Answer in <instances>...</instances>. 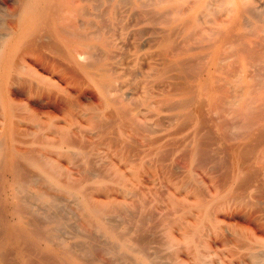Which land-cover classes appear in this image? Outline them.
I'll return each mask as SVG.
<instances>
[{
    "label": "rangeland",
    "instance_id": "obj_1",
    "mask_svg": "<svg viewBox=\"0 0 264 264\" xmlns=\"http://www.w3.org/2000/svg\"><path fill=\"white\" fill-rule=\"evenodd\" d=\"M74 1H75V3L71 4V6H65L62 8V12L60 15H63L61 17H63L64 19L66 18V19L64 20L63 18H59L56 22L59 23L60 25H64V24L70 22L71 20H74L75 23L79 20V22H77L76 24L82 23L83 20H85V22H84V24H82V26L85 27L84 32L87 33L86 34L87 40L84 41V43L86 45L85 44L81 45L80 43H77L75 45V47H78V51L79 50H86L85 57H82V58H85L86 60L79 58L80 59L79 61L83 62V65H79V63H76V61L74 59L60 57L59 54H56L53 50H50V48L48 46H46L43 42L42 43L40 42L36 45V47H38L37 49H35V47H33L34 49H31L33 51L36 50L37 52L36 51L33 52L30 49L28 50L24 47H20V48L15 47V48H11V49L6 47L3 51L2 58L0 59V120H1L0 121V143H1V147H0V176L2 178V185H1L2 186V192L0 193V200H1V198L4 199L8 195L5 191L7 189V187H9L11 184L13 186L16 182V178L9 171V167H8V165L10 163H12L14 160L17 159V155L14 151V147L22 148V149L36 148L37 150L39 149V151H41V153L47 151L44 154L45 155L47 154L48 156L52 157L58 163V165L62 168V172H63V175L61 178L68 179L70 177V179L73 182H75V184L78 183L77 186L83 188L84 190H87L93 200L100 201L103 203L104 202L106 203L108 201L122 200V201H125L127 204L129 203L128 205L131 206L130 210L132 212V213L130 212L131 218L128 217V215L125 216L124 214L118 215V216L114 215L115 218L117 216V219H115L116 223L119 224L120 226H123V227H121L123 229H124V227H127V229H129V228L132 229V228L136 227L139 220H141V221L143 220L142 225L145 228V230L143 231V234H141V235L146 238V241H147L146 251L149 255L151 253V255H150L151 257L155 258V264L156 263L162 264V262H163V264H173V261H175L174 264H194V263L195 264H209V263H211V264L212 263L213 264H220V263L221 264H252V263L253 264H261V263L264 264V260H263L264 259V222H263L264 217L262 216V215H264V211L260 212L261 210L264 209V204L262 205V202L264 203V194H263L264 193V191H263L264 190V183H263L264 182V163H260L261 165L259 166L258 164L260 161L256 160L257 155L260 152H262V150H263L262 154H264V143H263L264 138L259 137V138H256L252 142V145L254 147L255 152H253L249 155V157L246 159L245 165H249L251 167L252 171L255 173V177H253V181H251L249 183V185H246L243 188L244 192L239 191L240 193L239 192L237 193L234 190H232L233 189L232 185L234 184L235 177H236V175H238L241 172V170L238 169V167L236 165H234L231 156L229 155L230 157L228 156V158H227L228 154L226 155L224 152H222L223 150L221 149L222 147H224L225 144H226L225 147L236 146L238 144H241L245 140L246 135H247L246 133L248 132V130H247V124L246 123H245L246 127L243 126L244 122L249 121V123H250V121H251L253 123L255 120V122H258V123H264V117H263L264 116L263 115L264 110H262L264 108L261 107V105L264 107V105H263L264 101L262 102V100L264 98L262 96L264 94V90L261 91L262 87L259 89V86H264V84H263L264 83V81H263L264 75H262V74H264V68L263 69L261 68V67H264V61H259L260 59L263 60V56H264V54H263L264 50L263 49H264V47L260 46L262 44L261 43L262 41L258 38L261 35H262L261 38L264 37V19H263V17H264V4H263L264 0H261V1L260 0H254V5L257 7V11L259 12L258 15H256L255 11L250 12V13L245 12L242 9V5L240 3L241 0H220V1L214 0L215 2L213 0H209V1L203 0L202 4L200 6H197V7H193V4H192L193 0H191L192 2L190 3V8L187 7L188 10H185L186 9L185 5L187 3V6H189V2H188L189 0H171V1L164 0V3H161L163 0L162 1L159 0L161 4L158 2V0H156L159 3L158 4L156 2L157 5L153 2L155 0H147V1L146 0H140V1L139 0H137V1L136 0H128V1L121 0V2L119 4V8L117 9L116 15L114 13V9H111L112 7L110 8L107 5L108 3H106L105 4L106 7L104 6V9H103L104 17L103 16L102 17L97 16L96 19H95V16L97 13H99L98 9H96V8L93 9V7H95L96 2L95 3L93 2L94 3L93 4L89 0H84V1L81 0L80 2H79V0H77V1L74 0ZM229 1H231V2L228 3ZM126 2H127V4H129L128 5L129 8L127 7V9H126V6H127ZM128 2H130V3H128ZM139 2H140V4H139ZM152 2H153V4H152ZM207 2H209V3H207ZM76 3H78V5L81 4V6H83L85 10L83 8L79 9V7H78V5H76ZM122 4H123V6H122ZM142 4H143L144 8L143 7L141 8ZM145 4H146V6H145ZM180 5L181 6L183 5L182 6L183 8ZM211 5L212 6L214 5V6L212 7ZM20 6H21L20 0H17V1L16 0H0V20H1L0 21L1 22L0 23V25H1L0 26V36L6 34L10 30V28H12L16 25L17 18H18V12L20 11ZM134 6H136V7H134ZM147 7L149 9L151 7L150 10L149 9L147 10L148 12L145 9ZM173 7H175V8L181 7L180 9H177L178 11L179 10H181V11H179V13H177L176 10L173 9ZM15 8H18V9L15 10ZM210 8H212L213 10L211 9V11H210ZM214 8H216V10ZM227 8H229V9L226 11ZM136 9L138 10L137 11L138 13L135 11ZM65 10L68 12L70 11L69 12L70 15ZM82 10H84V11H82ZM87 11H88V14L89 13H91V14L87 15ZM150 11L152 13L154 12V14L151 13L152 16L149 15ZM165 11H166V13L167 12L168 13L167 14L164 13ZM213 11L215 13L214 15H212ZM216 11H218V13H216ZM231 11H233V12H231ZM9 12H11V13L8 14ZM169 12H170V14H169ZM207 12H208V14L211 13V16H214V17H211L210 15L208 16ZM222 12L223 13L226 12V13L223 14ZM228 12H229V14H232V15L230 16L228 14ZM71 13H73L75 15L73 16V14H71ZM83 13H85V15ZM108 13H109V16H107ZM140 13H142V14H140ZM159 13H162V14H159ZM125 14H126V16H125ZM138 14H140V15H138ZM172 14L173 15L175 14V16L177 18L173 17ZM83 15L84 16L87 15L86 18L82 17ZM129 15H131L132 17ZM200 15H201V17H200ZM120 16H122L121 17L122 19H120ZM216 16H218L217 18L221 17L220 18L221 21H220V19H214ZM76 17H80V19L79 18L76 19ZM67 18L69 20H67ZM139 18H140V20H139ZM156 18L158 19V21ZM9 19H11L12 21ZM13 19H15V21ZM101 19H105L107 21L105 22ZM167 19H168V21H165ZM258 19L259 20L261 19V20L258 21ZM91 20L95 23H93ZM119 20L121 21V23H119ZM130 20H131V22L133 20H135L134 23L137 22V24L135 23V25H134L132 23V25H131L130 24L131 22H129ZM160 20H162L161 23H159ZM200 20H201L202 24L200 23ZM203 20L204 21H207V20L210 21L211 20V21L210 22L209 21L203 22ZM58 21H60L61 23ZM86 21H88L89 25ZM147 21H149L151 24L150 23L147 24L148 23ZM185 21H187V22H185ZM219 21H220V23H219ZM2 22L4 23V25ZM104 22L106 23L105 24L106 26L109 23L110 26H108V27H110V28H108V29L105 28L106 26L104 25ZM163 22H167V23L165 24ZM249 22H250V24H249ZM8 23H10V24H8ZM116 23H117V25H116ZM184 23L186 25L185 29L184 30L182 29L181 32L180 31L178 32V30H181L180 28H182ZM5 24L8 26H5ZM92 24H94V25H92ZM95 24H96V26H95ZM128 24L131 25V27H129ZM251 24H252V26H251ZM79 25H81V24H79ZM126 25H127V28L125 27ZM143 25H145V29H147L149 26V29L144 30ZM258 25L260 27H256ZM93 26H94V28H93ZM96 27H98L101 30L103 28V30H102L103 37L106 38V36H107L110 39L109 40L108 38H106L112 44L110 50L105 51L101 42L99 41V39L96 36L97 34L94 35L95 29L98 30V28H96ZM199 27L204 28V30L200 29ZM151 28L152 29L155 28V29H153L155 31L154 34L151 31L152 30ZM194 28L196 30H194ZM217 28L222 30V31L223 30L228 31L229 36L223 40L219 39V37H221L222 34L218 31ZM112 29H114V30H112ZM134 29L136 31H134ZM139 29L142 33L145 31L146 34L144 33V35H143L140 31H138V32H140L141 34L138 33L137 30H139ZM173 29L174 30L176 29L175 30L176 37L174 36V33H172V32H174ZM106 30L108 31L107 33H106ZM129 30L130 31L132 30L131 33ZM159 30L162 32H159ZM198 30L199 31L201 30V32L198 33ZM207 30H208L209 34H208ZM248 30H250V33L247 34ZM128 31H129V34H128ZM211 31L213 33L214 32L215 33L211 34L212 33ZM44 32H45V34H43ZM88 32L91 33L90 34L91 36L89 35ZM111 32H113V33H111ZM135 32H137L138 34H136ZM171 33H172V35H171ZM191 33L193 34V37H192ZM194 33L195 34L197 33V36ZM139 34H140V36H139ZM190 34H191V36H190ZM200 34H202V35H200ZM232 34H234L233 36L235 38L233 36H231ZM253 34H254V36H253ZM39 35L40 36L43 35V40H45V41L50 40L48 38L45 39L44 36H47L49 38H50V36L46 35V31H44L43 28H42V31L39 32ZM92 35H93V37H92ZM127 35H128V38H127ZM137 35H138V37H137ZM256 35H257V37H256ZM94 36H96V37H94ZM230 36H231V38H230ZM139 37H140V39H139ZM148 37L149 38L151 37L150 38L151 41L149 40ZM157 37L159 39H157ZM170 37L171 38L175 37L174 40L176 39V41H174V45H173V43H172L173 41L171 40ZM207 37H210V38H207ZM17 38H18L17 34L14 35L11 38L10 43L14 44L15 41L17 40ZM168 38L170 39V42H167ZM201 38H203V39H201ZM241 38H242V40H240ZM122 39H124V40H122ZM190 39H192V40H190ZM217 39L220 40V42H219L220 46H218L217 49L214 50V47H212L211 45ZM133 40L134 41L136 40V42H138L139 44L134 42ZM156 40H157V42H156ZM184 40L186 41V44H184V46H182L183 44L180 43L182 46V48H181V46L178 43L180 41H182V43H184L185 42ZM226 40L228 41V43L230 42L231 44L226 43L227 42ZM254 40L255 41L260 40L257 43H259L260 44L259 47H263V49L259 48V50H258L257 43L256 42L253 43ZM262 40H264V38ZM194 41H195V43H194ZM240 41L241 42L243 41L242 43L246 44V48H249V50L247 49L248 51L245 50L246 48H244L246 55H244L243 50L238 51L239 48L241 49ZM132 42H133V44H132ZM154 42H155V45H153V47H151L152 44H154ZM196 42H198L199 44L198 43L196 44ZM233 42H236V43H233ZM93 43H94V46H93ZM126 43L131 44V46L126 44ZM42 44H44L45 47H43ZM87 44H89L90 47H87ZM119 44H120V46H119ZM165 44H168L169 46H174V49L178 48L176 50H178V52H180V53L174 51L176 53V55H174L172 53V51L170 50L169 46L166 45V47H168V48H165ZM194 44H196V45L194 46ZM124 45H125V48H124ZM144 45L145 46L147 45V47H145ZM189 45H192V46H189ZM255 45H256V47H255ZM221 46L223 48H221ZM235 46H236V48H235ZM253 46L255 47L254 52H255L256 56L254 55V53H252L253 55L249 56L247 53L252 52L251 49ZM40 47H41V49L39 50ZM47 47L49 48V50ZM159 47H161V48H159ZM162 47L165 49H163ZM185 47H186V49H184ZM188 47H190L191 49ZM205 47H206V49H205ZM91 48H92V50H91ZM96 48H98V50H100V53ZM126 48L128 51L126 50ZM187 48H188V50H187ZM167 49L169 50L168 52L166 51ZM171 49H173V47ZM224 49H226L227 51L226 50L224 51ZM261 49H262V53H261L262 55L258 53V52H260ZM20 50L23 52H21ZM114 50L118 54H116ZM145 50H148V51H145ZM156 50L158 52H156ZM255 50H257L258 52ZM40 51H41V54L44 55L43 57H41L42 55L39 53ZM101 51H103V53L105 55H106L105 52H107V55L105 58H104V55L102 54ZM111 51H113V52H111ZM136 51H137V53H136ZM164 51H166L167 53L170 52L173 55L170 56V53L167 55V53L166 52L164 53ZM233 51H235L236 53H234ZM25 52H26V54H25ZM133 52H134V55H132ZM143 52L145 53L144 56H143ZM154 52H156L158 54V56ZM37 53L39 54V57H37L38 56V55H36ZM98 53H99V55L97 56L96 54H98ZM160 53L163 56H161ZM220 53L222 56L220 55ZM228 53H229V55H227ZM257 53L260 55V57L259 56L257 57ZM16 54H18V55H16ZM20 54H22V55H20ZM108 55L109 56L112 55V56L109 58V57H107ZM128 55H129V57H127ZM140 55L142 57H140ZM152 55H153V57H152ZM15 56H18L19 58L16 59ZM122 56H124V57H122ZM199 56H201V58H203V59H201V58L199 59ZM213 56H215L214 60L218 61V65H213L209 71L206 67H204V64L209 62V61H212ZM219 56H221V58ZM227 56H229V57L227 58ZM261 56H262V58H261ZM51 57H52V59H51ZM100 57L103 59L100 60L101 59ZM132 57H134V58L136 57V58L134 59ZM158 57L160 58V60ZM161 57L163 58V60ZM43 58H45V59H43ZM47 58L49 60H47ZM121 58H123V59H121ZM125 58L127 61L125 60ZM130 58H132V59H130ZM152 58H154V59L151 60ZM166 58H167V60H165ZM206 58H207V60L205 61L204 59H206ZM253 58H255L257 62ZM53 59H55V61ZM57 59L60 62L58 65L54 64V62L58 63V61L56 62ZM87 59L90 60V62L92 61L93 64H95V63L96 64L93 65V67H92V65L87 66L88 64H86V62H88L89 65L92 64V62L90 63L89 61H87ZM119 59H120V61H119L120 63L117 62ZM184 59H187V60H185L183 62ZM10 60H14V63H15V68L12 71L17 76L15 74H14V76H16L17 78L18 77H27V78H30L32 81L34 79L33 84L35 86V83H36V86H38L39 89H34V91H31V92L25 91L24 89H22V86L16 81L14 83H11L10 85H8L6 82L5 76L3 75V69H4L3 65L5 67L8 66V62ZM135 60H136V63H135ZM157 60H158V62H157ZM222 60H225V62H227V64L224 61H223L224 62L223 63ZM48 61H52V62H48ZM177 61H181L183 66H185V64H188V63H189V65H190V63L192 64L190 66H193L194 63H196V62H197L196 65H198L200 63L198 65V67L196 66L197 68H200V69L199 70L197 68L192 69L191 67L188 66L190 69L189 70L188 68H186L187 66H185V72L191 76H188V74H184L185 73L184 71H182V72H184L182 74V72H180L179 69L184 68V67L181 65L180 62H177ZM37 62L39 63V66H38ZM61 62L65 63L66 67H68V66H70V67H68L67 69L65 68L66 69L65 70L64 69L65 66ZM154 62H155V65H154ZM245 62L246 63L248 62V65ZM174 63L178 66H176ZM183 63H185V64H183ZM50 64H52V65H50ZM201 64H202V66H201ZM22 65L27 66V68L29 70L33 69V71H35L38 75L43 77V79H39L37 77L34 78L30 74L20 72L19 69ZM114 65H115V67H114ZM120 65H122V66H120ZM172 65L173 66L175 65L176 68L175 67L173 68ZM233 65H234V67H237V68H234V70L232 69ZM71 66H72V68H71ZM97 66H101V67L99 68ZM102 66H104V67H102ZM117 66H120L121 68L125 67V69L124 68L120 69V67H117ZM155 66H157L158 69H156ZM169 66H170V68L172 67L173 69L178 68V70L177 71L172 70V68L170 70V68H168ZM215 66L217 69L214 68ZM61 67H63L62 68L63 70L61 69ZM222 67L224 69H226L227 72H225V70ZM70 68L72 70H70ZM118 68H119V70H118ZM167 68L170 71H168ZM218 68L221 70H218ZM68 69L70 70L69 73L67 72V71H69ZM107 69H108V71H107ZM115 69L117 70V72L114 73V71H116ZM134 69H135V72L138 70L140 73L139 72L135 73L133 71ZM222 69L224 70L223 72H222ZM257 69L260 73L257 71ZM64 70L66 73H64ZM73 70H74L75 74L72 73V76H71V72H73ZM192 70H194L193 73H191ZM229 70H230V72H229ZM239 70L242 74L239 72ZM62 71H63V73H62ZM87 71H89V72L92 71L93 73L92 72L89 73ZM106 71L111 73V74L107 73ZM110 71H112V72H110ZM165 71H166V73H165ZM195 71H196V73H195ZM151 72L152 73L156 72V73L152 74ZM162 72H164V73H162ZM235 72H236V75H235ZM255 72H258L257 74H260L259 75L260 77L257 74H255ZM117 73L120 74V76ZM132 73H133V75H132ZM144 73H145V75H144ZM178 73L180 76L176 75ZM67 74L68 75L70 74V75L68 76ZM76 74H79V75H77V77L76 76L73 77V75H76ZM80 74H82L83 77ZM104 75H106V76H104ZM116 75L118 77H116ZM134 75H135V77L133 78ZM182 75L183 76L185 75V77H186L185 80H184V77ZM220 75L232 76V82L230 83L228 88H226L225 90H224V88L221 87V85L216 83V81L214 79L215 76H220ZM98 76L100 78H98ZM61 77H63V78H61ZM70 77L72 80L70 79ZM233 77L235 79H233ZM251 77L252 78L254 77L253 79L256 82H253L254 80H251V81L258 88L254 87L255 90H254V88H250V89H248V92H246V94L248 93L250 95L253 92V90H254V92L256 91L255 95H253L254 93H252L251 95H253V98H254L253 99V105L255 107V110L257 109L256 104L258 107L262 108V109L261 108L258 109V113H261L262 116L260 114H258L259 116L257 115L258 117L261 116V119L256 118V117H253L254 118L253 119L252 115H248V117H245V119H244V116H243V118L242 117H235V116L233 117L232 112H229L230 117L226 116V115L224 117V115L219 112V110L221 108L215 107V103L217 102L216 99H218L219 105L225 106V108H227V110H231L232 106H229V103H231V100H230L231 97H233L232 100L233 99L235 100L237 98L236 97L237 95L245 93L244 88L247 85V83L249 84V82H250L249 80L251 79ZM74 78L76 79V81ZM77 78H78V80H77ZM94 78L95 79L97 78L98 80L97 79L95 80ZM131 78H133V79H131ZM162 78H164V79H162ZM191 78H194L195 80L192 79L193 80L192 81ZM256 78H258V80H256ZM145 79H147V81ZM160 79H161V81H160ZM259 80H260V82H258V84L256 85L257 81H259ZM77 81L80 83H78ZM102 81H104V82H102ZM118 81H119V83H118ZM169 81H171L170 85H168ZM175 81H176V83H175ZM177 81H178V83L180 81L181 82L178 84ZM71 82H73V83H71ZM130 82L133 84H131ZM172 82H173V84L171 85ZM184 82H185V84H184ZM81 83H83V84L81 85ZM155 83H158L157 87L159 89H157ZM110 84H111V86H110ZM146 84H148V85L146 86ZM186 84H188V87L191 86V87H189L190 89H187L188 87H186V89H184L185 87H182V88H180L182 90L181 91L179 89V86L180 85L181 86H187ZM102 85L103 86L105 85L108 88V90H106L107 92L104 91L105 88L103 90L100 88V86L103 87ZM36 86H35V88H36ZM171 86H174V87H171ZM150 87L153 88L154 93L152 92V88H150ZM229 87H230V89H232V88L233 89L230 91ZM172 88H173V90H172ZM174 89H176V91ZM118 90H120V91H118ZM150 90H151V92H150ZM187 90H189V91L191 90V91L187 92ZM250 90H251V93L249 92ZM148 91L150 94H147ZM225 91H226V93H225ZM54 92H55V94H53ZM158 93H160V94H158ZM203 93H205L206 95ZM48 94H50L51 96L53 94V96L50 98L48 96ZM58 94L63 95V96H59ZM151 94L153 96H151ZM189 95H192V96H189ZM203 95L205 96V100H204ZM256 95H258L259 97H257V99L255 100ZM98 96H99V98H98ZM188 97H192V98L194 97V99H192V101H193V104L195 107L190 106V108H189V106H188L186 108L185 107L181 108L180 104L182 103L183 100H185ZM61 98H63V100ZM64 98L66 99L65 102H64V100H65ZM108 98H110V99H108ZM114 98H116V100ZM118 98H119V101L117 100ZM127 98H128L129 103L127 102ZM131 98H134L135 100L134 99L132 100ZM183 98H185V99H183ZM148 99H149V101H148ZM159 99H160V101H159ZM166 100H169V102ZM170 100H171V103L173 102V103H175V105L177 102V108L173 107V106H175L173 103L171 106ZM175 100H176V102H175ZM136 101H137V103H136ZM141 101H143L145 105ZM146 101H148L149 103L147 104ZM200 101H202V102H200ZM39 102H40V104H39ZM70 103H72V104H70ZM74 103L76 106L74 105V107H73ZM139 103H140V105H139ZM134 104L139 105V106H137L139 109L137 107H135ZM166 104H169V107H165V106H168ZM69 105H71V106L69 107ZM179 105H180V107H178ZM211 105H212V107H211ZM95 106H97V107H95ZM123 106H125V107H123ZM160 106H161V108H160ZM197 106H199V107H197ZM72 107H73V109H72ZM118 107L122 111H120V109ZM129 107L133 108V110H131V108H129ZM75 108L78 110H75ZM196 108H198L200 110L201 109L205 110L204 112H202L203 110H201L199 114L201 115V113H202L203 116L206 115L204 117L207 119L206 120L207 126H208V128H210L211 130L214 131L215 137H216V139L211 141L212 143H210V145H209V147H210L209 151L210 152H208L207 155L204 156L205 161L203 162L201 160V162H202L201 164L205 163V165L204 164L201 165L200 163H195V162H198V160L200 161V159H198V157L194 158L192 153L190 152L191 151L192 138L196 134V131H199V128L196 126L195 121L194 120L192 121V119H191L192 123L188 122L189 124L187 126V121H189V119L185 118V113L188 112L189 110H195ZM211 108L214 110V112L212 111ZM18 109H19V111H18ZM61 109H63V112ZM85 109H87V110H85ZM129 109L131 110V113H133L132 115H131V113H129V111H130ZM170 109H172V110H170ZM14 110H16V111H14ZM106 110H108V112ZM148 110H150L151 112ZM259 110H261L262 112ZM81 111H84V112H81ZM110 111L112 113H110ZM146 111H148V112L146 113ZM88 112L90 115L88 114ZM142 112H144V113H142ZM215 113H216V115H215ZM83 114H85V115H83ZM199 114H198V116H199ZM82 115H83V117H82ZM93 115L95 116L94 119H93ZM112 115H113V118H112ZM147 116H148V118H147ZM171 116H173V117L171 118ZM80 117H82V118H80ZM98 117L99 118L101 117L106 121L105 122L106 127L104 129L100 128V126L97 123H96L97 125H95V122H96L95 119L98 120ZM109 117L112 119V121H110L111 119H109ZM16 118H18L19 120ZM49 118H51V119H49ZM146 118H147L148 122H147ZM150 118H152V119H150ZM160 118H161V120H160ZM176 118H178V119H176ZM241 118L244 120H247V121L243 120V122H242V121H240ZM173 119L174 120L176 119V122ZM134 120H136V121H134ZM218 120H219V122H217ZM227 120H228V122H227ZM107 121L110 122V124L112 122V124H115V125L113 126L111 124V127H109V129H107L108 128L107 126L110 125L107 123ZM165 121H168V122H165ZM182 121H183V123H182ZM136 122H139V123L136 124ZM238 122H242L243 125H242V123H240L242 125L241 126L240 124H238ZM3 123H4V127H3ZM151 123H152V125H150ZM179 123L180 124L182 123L183 125L182 124L180 125ZM224 123L228 124L224 128L225 131H223V129H219V126H218V124H224ZM235 123H237V124H235ZM258 123H256V124H258ZM147 124H148V126L150 125L151 127L145 126ZM168 124H170V125H168ZM135 125H138V126L143 125V127H145V128H143L141 126L144 130H142L141 128H140V130H137L138 126H135ZM178 125H179V127L180 126L183 127L184 125H186V126H184L183 129L179 130V129H177ZM136 127H137V129H135ZM146 128H148V129L146 130ZM155 128L156 129L158 128L159 131H158V129L156 130ZM37 129H38V131H37ZM173 129H175V131L177 129L178 132L176 131V133H174ZM105 130H106V132H103ZM151 130H152V132H151ZM227 130H229L230 134L228 133L226 137H230V141L228 140V138H223V140H222L223 142H221L220 140L217 141V138L221 139L220 136L223 132L224 133L228 132ZM262 130L264 131V125H261L258 128V130L257 129L255 130L254 137L257 135V133H261ZM16 131H17V133H16ZM23 131H27V133H25ZM85 131L86 132L90 131V133H86ZM171 131L174 134H170ZM68 132H70V133H68ZM234 132H235V135L237 134V132H240L243 134L240 135L238 133L236 135L237 136L236 137L234 135ZM93 133H95V134H93ZM167 133H169L170 135ZM102 134H105V136L102 137ZM164 134H166V135H164ZM17 135H19L21 137L19 138V136H17ZM39 135H40V137H39ZM64 135H69L68 138L70 140L72 139L70 143H68L70 141L69 139H68V142H62V138L64 137ZM128 135L130 137H128ZM142 135H143V137H142ZM229 135H231V136H229ZM25 136L27 138L29 137V139H27ZM30 136H31V138H30ZM78 136H80V137L82 136V137L79 138ZM161 136H162V139H161ZM187 136H188V138H187ZM234 136L236 139L234 138ZM23 137H25L26 139ZM239 137H240V139L242 137L243 138L241 140H239ZM32 139H33V141H32ZM231 139H232V141H231ZM152 140L155 143L154 142L152 143ZM130 141L131 142L133 141L132 142L133 144ZM164 141L167 145L164 143ZM171 141H172V144L175 143V145L171 146L172 145ZM98 142H99V144H98ZM139 142H142L141 143L142 146ZM232 142H234V143H232ZM162 143H164V144H162ZM75 144L76 145L78 144V145L76 146ZM111 145H113V146L111 147ZM84 147L86 149H84ZM59 148L62 151L70 149L73 152V154L69 155V154H66L65 152L60 153ZM107 148H108V150H107ZM111 148L112 149L114 148V149L111 150ZM79 149H82L83 151L87 152L89 154L90 158L92 157L90 159L91 160V165H90L91 174H90V172L88 174L84 173V169H86L88 164L86 165V163H84L82 155L77 153V151ZM215 149H217V150H215ZM101 150L103 153L101 152ZM109 150H111V151H109ZM183 150H184V152H183ZM107 151L109 154H107ZM146 152H147V155H146ZM183 153H185V154L183 155ZM120 154H122V155H120ZM124 154H126L128 157L125 158L126 155H124ZM72 155H73V158H72ZM102 155H105V156H102ZM129 155L131 157H129ZM223 156L226 158V161L224 163H219V160H218L219 157H223ZM93 157H95V158H93ZM110 157H111V159H110ZM76 158L79 161H77ZM117 158H119V160ZM129 158H131L130 159L131 161L129 160ZM162 158H163V160H162ZM196 158H197V160H196ZM108 159H110V160H108ZM132 159H136V160H132ZM147 159L149 161H147ZM209 159L211 160V162H209ZM72 160L76 161V162H73ZM104 160H106V161L104 162ZM107 161H110L111 163H109ZM213 161L215 162V164ZM79 162L81 163V165ZM145 162H148V163L145 164ZM176 162L181 163V165L179 163H177V164H179L180 166L176 165ZM150 164L151 165L154 164V165L149 167ZM182 164H184V167ZM101 165H103V166H101ZM105 165H106V167H104ZM157 165H159V167ZM175 165L179 167L178 172H176V170H177L176 168H178V167H176ZM227 165H228V167H227ZM122 166H124V167H122ZM160 166H161V168H160ZM214 166H215V169L212 170L214 168ZM216 166L219 167V170H217ZM75 167H76V169H74ZM108 167H110L111 169H107ZM157 167L159 168V170ZM78 168H79V171H81V172L78 171ZM92 168H94V169H92ZM228 168L231 169L230 170L231 172H229ZM160 169H161V171H160ZM174 169H175L176 173L174 172ZM256 169H258V170H256ZM95 170H96V172H95ZM111 170H115L116 172L115 171L113 172ZM140 170L143 171V173H141ZM92 171L95 172L94 173L95 176L94 175L92 176V174H93ZM127 171H128V173H127ZM257 171H259V172H257ZM31 172H36V170L33 169V170H31ZM234 172H235V175H234ZM66 173H68V175H66ZM81 173L85 177H83ZM144 173H145V175H144ZM159 174L161 176H159ZM194 174L197 175V177ZM219 174H220V177H219ZM119 176H120V178H119ZM8 177H10V178H8ZM173 177H175V178L173 179ZM223 177L225 178L223 180L225 186L223 184V181H221V184L219 182L220 178H223ZM78 178H80V179H78ZM154 178H156V179H154ZM226 178H228V180ZM255 178L257 179V181L255 180ZM119 179L123 180L125 182L123 183V181H119ZM198 179H199V182H198ZM231 180H232V182H231ZM151 181H152V183L155 182L154 184L156 186H153L154 184H152ZM200 182L203 184V185L201 184L202 185L201 187H200ZM258 182L260 183V186H263L262 192H261V190H259V191L257 190L258 192L255 191L256 185L258 188V185H259ZM162 183H163V185H162ZM183 183H185L186 185L185 184L183 185ZM176 184L178 186H176ZM191 184H193V185H191ZM165 185L167 186V187H165L166 189L163 187ZM181 185H183V186L181 187ZM222 185H223V187H222ZM92 186H93V188H92ZM191 186H192V189H191ZM84 187H86V188H84ZM87 187H88V189H87ZM129 187H130V189H129ZM158 187L162 191L159 190ZM195 187H197V188H195ZM105 188L107 189L106 191H105ZM132 188H133V190H132ZM143 188L146 190H144ZM152 188H154L155 190ZM180 188H181V191H180ZM222 188H225V189H222ZM99 189L103 192L99 191ZM137 189L139 190L140 195L137 193L138 192ZM163 189H165V190H163ZM196 189L200 190V191L197 192ZM201 189L206 193L202 194ZM209 189L211 190L210 192H209ZM245 189H246V191H245ZM29 190H34V188L29 187ZM134 190L136 191V193L134 192ZM151 190H152V192H151ZM222 190L224 192H222ZM161 192H162V194L163 193L164 194L163 195L159 194ZM179 192H181V193L179 194ZM127 193H128V195H127ZM131 193H132V195H131ZM207 194H209V196ZM236 194L239 195V198H236V196H237ZM250 194L258 197V199H255L256 197H252V195H250ZM66 195L67 194L60 195L62 199L64 198L65 203L70 201V197L68 195L67 196ZM200 195H203V196L200 197ZM225 195H226V197H225ZM228 195H230V196H228ZM233 195H234L236 200H239L241 198L240 201L239 202L236 201L234 199ZM163 196L165 199L163 198ZM133 198H134V201H133ZM141 198H143V199H141ZM145 198H146L147 202H146V200H144ZM259 199L261 200V203L259 202ZM201 200H203V201H201ZM135 201H136V203H134ZM247 202L250 203V206L247 205L248 204ZM251 202L253 204H255V202H256V204H255V205H257L256 207L258 209L261 208V210H258V209H257V211L254 210V211H256V215H255V212L253 214V210L251 208V206H252ZM229 203H231V204L229 205ZM233 204L235 205V208L233 207L234 206ZM194 205H196V206H194ZM240 205H242V206L240 207ZM153 206H154V208H153ZM244 206H246V207H244ZM253 207H255V206L253 205ZM213 208H214V210H213ZM231 208H233V209H231ZM244 208H245V211L243 210ZM250 208H251V210L249 211L250 212L249 213L247 210H249ZM253 209H255V208H253ZM174 210L176 213L174 212ZM176 210H178V211H176ZM153 211H155V212H153ZM213 211H215V212H213ZM164 212H165V214H164ZM187 212H188V214H187ZM190 212H192V213H190ZM211 212L214 213V215ZM210 213L212 216L210 215ZM257 213H258V215H257ZM251 214L253 217H251ZM132 215H134V216H132ZM143 215L146 217L149 215L148 218L151 220H149L146 217L144 218ZM150 215H151V218H150ZM168 217H170V218H168ZM200 217H201V219H200ZM262 217H263V219H262ZM210 219H211V221H210ZM159 220H160V222H159ZM172 220H173V222H172ZM258 221H259V223H257ZM76 223L78 224L79 222L77 221ZM164 224H166V226ZM178 226H179V228H178ZM192 226H193V228H192ZM191 230H193V231H191ZM217 230H219V231H217ZM207 231L208 232L210 231V232L207 233ZM160 233H163V234H160ZM200 234H203V235H200ZM230 234H234V235H230ZM244 234H247V235H245L246 237L243 236ZM134 235H135V233H134ZM147 235H148V237H147ZM164 235L166 238L164 237ZM235 236H238V237H235ZM239 238H240V240H239ZM162 239L163 240L165 239V240L163 241ZM228 239H230V242ZM191 240H192V242H191ZM232 242L234 245L232 244ZM240 242H242L241 244H244V245H241ZM198 244H200L201 247L197 246ZM167 245H168V247H166ZM192 245H193V247H192ZM199 248H201V249H199ZM234 251H236V252H234ZM238 251H240V252H238ZM170 252H172V253L174 252L173 256H171L172 253L168 254ZM254 252L256 253V255H254V258H253ZM258 252L260 253V255ZM251 253H252V255H251ZM250 255H251V258H250ZM205 258H207V260H205ZM106 260H107V258H106ZM202 260H205V261H203L204 263L202 262ZM170 261H172V262H170ZM164 262H166V263H164ZM126 264H128V263H126Z\"/></svg>",
    "mask_w": 264,
    "mask_h": 264
},
{
    "label": "bare ground",
    "instance_id": "obj_2",
    "mask_svg": "<svg viewBox=\"0 0 264 264\" xmlns=\"http://www.w3.org/2000/svg\"><path fill=\"white\" fill-rule=\"evenodd\" d=\"M17 1V0H16ZM21 1V6H20V11L18 12V18H17V22H16V25L14 26V27H12V28H10V30L6 33V34H4V35H2V36H0V59L2 58V56H3V51H4V49L6 48V47H8V48H20V47H24V48H26V49H34L33 47H35V49H37L38 47H36V45L38 44V43H44L46 46H48L49 48H50V50H53L56 54H59L60 55V57H62V58H69V59H74L75 61H76V63H79V65H83V62H80L79 60V58H82V57H85V53H86V50H79L78 51V47H75V45L77 44V43H80L81 45H84L85 43H84V41L85 40H87V36H86V34L87 33H85L84 32V30H85V27L84 26H82V24H84V22H85V20H83V22L82 23H78V24H76L77 22H79V20L75 23L74 22V20H71L70 22H68V23H66V24H64V25H60L59 23H57L56 21L59 19V18H63V17H61V16H63V15H60L61 14V12H62V8L63 7H65V6H71V4H73V3H75V1L74 0H20ZM77 1V0H76ZM81 0H79V2H80ZM84 1V0H83ZM82 1V2H83ZM90 2H96V4H95V7H93V9H98V11H99V13H97L96 14V16H95V19H96V17L97 16H99V17H104V15H103V9H104V6H105V4L106 3H108L107 5L111 8V9H114V13H115V15H116V13H117V9L119 8V4H120V2H121V0H89ZM126 1H128V0H126ZM137 1V0H136ZM140 1V0H139ZM147 1V0H146ZM160 1H162V0H160ZM160 1L158 0V2L160 3ZM166 1H171V0H166ZM209 1V0H208ZM214 1V0H213ZM218 1V0H217ZM220 1V0H219ZM261 1V0H260ZM259 1V2H260ZM124 2V1H123ZM150 2V1H149ZM155 4H156V0L155 1H153ZM153 2H152V4H153ZM157 2V3H158ZM189 2V6H187V3H186V9L185 10H188V8L187 7H189L190 8V3L192 2L191 0H189L188 1ZM202 2H203V0H193V2H192V4H193V7H197V6H200L201 4H202ZM215 2V1H214ZM213 2V3H214ZM231 1H229L228 3H230ZM91 3V4H92ZM93 3V4H94ZM128 3H130V2H128ZM143 3V2H142ZM158 3V4H159ZM161 3H164V0L161 2ZM160 3V4H161ZM207 3H209V2H207ZM212 3V4H213ZM222 3V2H221ZM240 3H241V5H242V9L245 11V12H254L255 11V13H256V15H258V11H257V7L254 5V0H241L240 1ZM18 4V3H17ZM126 4H127V2H126ZM139 4H140V2H139ZM147 4V3H146ZM146 4H145V6H146ZM151 4V3H150ZM149 4V5H150ZM223 4V3H222ZM258 4V3H257ZM264 4V3H263ZM75 5V4H74ZM76 5H78V3H76ZM129 4H127V6H126V9H127V7L129 8V6H128ZM157 5V4H156ZM231 5V4H230ZM259 5V4H258ZM257 5V6H258ZM19 6V5H18ZM107 6V7H108ZM122 6H123V4H122ZM125 6V5H124ZM141 6V5H140ZM181 6V5H180ZM183 6V5H182ZM181 6V7H182ZM212 6V5H211ZM214 6V5H213ZM212 6V7H213ZM78 7H79V9L81 8H83L84 9V7L83 6H81V4L80 5H78ZM106 7V6H105ZM134 7H136V6H134ZM144 8V6H143V4H142V6H141V8ZM180 7V8H181ZM87 8V7H86ZM89 8V7H88ZM180 8H175V7H173V9H175L176 10V12L177 13H179V11H181V10H177V9H180ZM183 8V7H182ZM16 9H18V8H15V10ZM133 9V8H132ZM135 9V8H134ZM146 9V11L149 9L148 7L147 8H145ZM144 9V10H145ZM150 9H151V7H150ZM149 9V10H150ZM211 9L212 8H210V11H211ZM215 10H216V8H214ZM220 9V8H219ZM229 8H227L226 9V11L228 10ZM234 9V8H233ZM85 10V9H84ZM84 10H82V11H84ZM87 10V9H86ZM90 10V9H89ZM109 10V9H108ZM143 10V9H142ZM183 10V9H182ZM184 10V11H185ZM202 10V9H201ZM204 10V9H203ZM213 10V9H212ZM66 11V10H65ZM64 11V12H65ZM73 11V10H72ZM78 11V10H77ZM133 11V10H132ZM136 12L138 11L137 9L135 10ZM140 11V10H139ZM219 11V10H218ZM218 11H216V13H218ZM230 11V10H229ZM12 12V11H11ZM11 12H9L8 14H10ZM68 14H69V12L68 11H66ZM65 12V13H66ZM86 12V11H85ZM113 12V11H112ZM128 12V11H127ZM142 12V11H141ZM148 12V11H147ZM183 12V11H182ZM199 12V11H198ZM231 12H233V11H231ZM261 12V11H260ZM81 13V12H80ZM113 13V14H114ZM125 13V12H124ZM138 13V12H137ZM144 13V12H143ZM151 11H150V14L149 15H151ZM164 13H166V11L164 12ZM168 13V12H167ZM166 13V14H167ZM172 13V12H171ZM174 13V12H173ZM185 13V12H184ZM206 13V12H205ZM213 14L212 15H214L215 13H214V11L212 12ZM223 13V12H222ZM221 13V14H222ZM226 13V12H225ZM225 13H223V14H225ZM263 13V12H262ZM7 14V13H6ZM71 14H73V13H71ZM84 15H85V13H83ZM89 14H91V13H89ZM88 14V11H87V15H89ZM140 14H142V13H140ZM140 14H138V15H140ZM152 14H154V12L152 13ZM159 14H162V13H159ZM169 14H170V12H169ZM176 14V13H175ZM175 14L173 15V17H176L175 16ZM181 14V13H180ZM228 14H229V12H228ZM253 14V13H252ZM14 15V14H13ZM70 15V14H69ZM75 14H73V16H74ZM82 16V17H84V18H86V16ZM107 15V14H106ZM112 15V14H111ZM123 15V14H122ZM207 15L209 16H211V13L210 14H208V12H207ZM230 16L232 15V14H229ZM260 15V14H259ZM81 16V15H80ZM92 16V15H91ZM107 16H109V13H108V15ZM106 16V17H107ZM124 16V15H123ZM125 16H126V14H125ZM129 16H131V15H129ZM142 16V15H141ZM152 16V15H151ZM199 16V15H198ZM197 16V17H198ZM221 16V15H220ZM253 16V15H252ZM255 16V15H254ZM69 17V16H68ZM115 17V16H114ZM122 16H120V19H122L121 18ZM132 17V16H131ZM200 17H201V15H200ZM211 17H214V16H211ZM218 16H216L214 19H220V18H217ZM77 18H79L80 19V17H76V19ZM129 18V17H128ZM155 18V17H154ZM177 18V17H176ZM223 18V17H222ZM243 18V17H242ZM64 19V18H63ZM66 19V18H65ZM64 19V20H65ZM72 19V18H71ZM107 19V18H106ZM113 19V18H112ZM124 19V18H123ZM134 19V18H133ZM157 19V18H156ZM197 19V18H196ZM212 19V18H211ZM225 19V18H224ZM229 19V18H228ZM262 19V18H261ZM260 19V20H261ZM263 19H264V17H263ZM9 20H11V19H9ZM14 21H15V19H13ZM67 20H69L68 18H67ZM101 20H103V21H107V20H105V19H101ZM118 20V19H117ZM116 20V21H117ZM139 20H140V18H139ZM138 20V21H139ZM146 20V19H145ZM148 20V19H147ZM227 20V19H226ZM243 20V19H242ZM247 20V19H246ZM259 19H258V21H260ZM1 21V20H0ZM12 21V20H11ZM92 21V20H91ZM134 21L135 20H133L132 22H131V20L129 21V22H131L130 24L132 25V23L135 25V23L137 24V22H135L134 23ZM157 21H158V19H157ZM161 21L162 20H160V22L159 23H161ZM164 21V20H163ZM165 21H168V19L167 20H165ZM207 21H209V20H207ZM207 21H204L203 20V22H207ZM211 21V20H210ZM209 21V22H210ZM220 21H221V19H220ZM220 21H219V23H220ZM7 22V21H6ZM58 22H60V21H58ZM81 22V21H80ZM87 23H88V21H86ZM93 22V21H92ZM104 22V25L106 24ZM143 22V21H142ZM148 23L147 24H149L150 22L149 21H147ZM185 22H187V21H185ZM213 22V21H212ZM225 22V21H224ZM1 23V22H0ZM3 23V22H2ZM61 23V22H60ZM93 23H95V22H93ZM103 23V22H102ZM115 23V22H114ZM119 23H121V21L119 20ZM139 23V22H138ZM163 23H167V22H163ZM162 23V24H163ZM190 23V22H189ZM200 23H201V20H200ZM242 23V22H241ZM7 24V23H6ZM5 24V26H8V25H6ZM8 24H10V23H8ZM79 24H81V25H79ZM151 24V23H150ZM202 24V23H201ZM205 24V23H204ZM249 24H250V22H249ZM253 24V23H252ZM252 24H251V26H252ZM257 24V23H256ZM3 25H4V23H3ZM87 25V24H86ZM88 25H89V23H88ZM92 25H94V24H92ZM91 25V26H92ZM103 25V24H102ZM115 25V24H114ZM116 25H117V23H116ZM122 25V24H121ZM131 25H129L128 24V26L129 27H131ZM245 25V24H244ZM1 26V25H0ZM95 26H96V24H95ZM106 26V25H105ZM108 26H110L109 25V23H108V25L105 27V28H110V27H108ZM157 26V25H156ZM155 26V27H156ZM185 23H184V25L182 26V28H180L181 30H178L177 28V30H178V32L180 31H182V29L184 30L185 29ZM221 26V25H220ZM103 27V26H102ZM115 27V26H114ZM126 28H127V25L125 26ZM143 29L144 30H147V29H149V26H148V28L147 29H145V25H143ZM243 27V26H242ZM256 27H260L259 25L258 26H256ZM9 28V27H8ZM42 28H43V30L44 31H46V35H48V36H50V38L49 37H47V36H44L45 37V39H50V40H43V35L42 36H40L39 35V32L40 31H42ZM91 28V27H90ZM93 28H94V26H93ZM96 28H98V27H96ZM101 28V27H100ZM104 28V27H103ZM103 28H102V30H103ZM113 28V27H112ZM200 28V27H199ZM207 28V27H206ZM205 28V29H206ZM210 28V27H209ZM216 28V27H215ZM152 29V28H151ZM153 29H155V28H153ZM151 30L152 32H153V34H154V30ZM175 29V30H176ZM192 29V28H191ZM200 29H203L204 30V28H200ZM218 29V28H217ZM246 29V28H245ZM253 29V28H252ZM261 29V28H260ZM102 30L101 29H99L98 28V30L97 29H95V33H94V35H96L97 36V38L99 39V41L101 42V44H102V46H103V48H104V50L105 51H108V50H110V48H111V42H109V38L106 36V38H108V39H106V38H104L103 37V32H102ZM112 30H114V29H112ZM157 30V29H156ZM166 30V29H165ZM174 30V29H173ZM172 30V31H173ZM175 30H174V32H172V33H174V36L176 37V35H175ZM194 30H196L195 28H194ZM130 31V30H129ZM129 31H128V34H129ZM132 31V30H131ZM131 31H130V33H131ZM134 31H136L135 29H134ZM138 31H140V29L139 30H137V32ZM191 31V30H190ZM210 31V30H209ZM213 31V30H212ZM211 31V32H212ZM216 31V30H215ZM218 31L222 34V36L221 37H219V39H221V40H223V39H226L228 36H229V32L228 31H226V30H220V29H218ZM108 31L106 30V33H107ZM115 32V31H114ZM126 32V31H125ZM135 32L136 34H138V33H140V32ZM159 32H162V31H160L159 30ZM197 32V31H196ZM201 32V30L199 31L198 30V33H200ZM207 32H208V30H207ZM218 32V33H219ZM253 32V31H252ZM89 33V32H88ZM111 33H113V32H111ZM110 33V34H111ZM133 33V32H132ZM142 33V32H141ZM140 33V34H141ZM144 33H145V31L142 33L143 35H144ZM172 33H171V35H172ZM215 33V32H214ZM213 32L211 33V34H214ZM248 33H250V30H248V32H247V34ZM17 34V36H18V38H17V40L15 41V43L14 44H12V43H10V40H11V38L14 36V35H16ZM43 34H45V32L43 33ZM91 33H89V35H90ZM140 34H139V36H140ZM146 34V33H145ZM152 34V33H151ZM178 34V33H177ZM192 34V33H191ZM191 34H190V36H191ZM195 34V33H194ZM208 34H209V32H208ZM169 35V34H168ZM167 35V36H168ZM170 35V36H171ZM189 35V34H188ZM196 36H197V33L195 34ZM194 35V36H195ZM200 35H202V34H200ZM205 35V34H204ZM203 35V36H204ZM234 34H232L231 36H233ZM40 36V37H39ZM91 36V35H90ZM96 36H94V37H96ZM187 36V35H186ZM206 36V35H205ZM213 36V35H212ZM231 36H230V38H231ZM240 36V35H239ZM253 36H254V34H253ZM259 36V35H258ZM92 37H93V35H92ZM91 37V38H92ZM125 37V36H124ZM132 37V36H131ZM137 37H138V35H137ZM175 37H170L171 38V40L173 41H171L172 43H173V45H174V41H176V39L174 40V38ZM184 37V36H183ZM192 37H193V34H192ZM191 37V38H192ZM234 37V36H233ZM248 37V36H247ZM256 37H257V35H256ZM262 37V35L261 36H259L258 38L262 41L261 43V45L259 44V43H257V42H259L260 40H254L253 41V43H257V45H258V50H259V48H262L263 49V47H264V40H262L263 38H261ZM16 38V37H15ZM127 38H128V35H127ZM149 38V37H148ZM151 38V37H150ZM150 38H149V40H150ZM189 38V37H188ZM195 38V37H194ZM206 38V37H205ZM204 38V39H205ZM207 38H210V37H207ZM235 38V37H234ZM131 39V38H130ZM129 39V40H130ZM138 39V38H137ZM139 39H140V37H139ZM157 39H159L158 37H157ZM169 39V38H168ZM167 39V42H170V39L168 40ZM201 39H203V38H201ZM219 39H217V40H215L214 42H213V44L211 45L212 47H214V50L215 49H217V47L218 46H220V44H219V42H220V40ZM122 40H124V39H122ZM128 40V39H127ZM153 40V39H152ZM183 40V39H182ZM190 40H192V39H190ZM194 40V39H193ZM209 40V39H208ZM228 40V39H227ZM226 40V41H227ZM230 40V39H229ZM240 40H242V38L240 39ZM93 41V40H92ZM134 41V40H133ZM148 41V40H147ZM151 41V40H150ZM185 41V40H184ZM200 41V40H199ZM198 41V42H199ZM235 41V40H234ZM129 42V41H128ZM134 42H136V40L134 41ZM146 42V41H145ZM156 42H157V40H156ZM198 42H196V44L198 43ZM201 42V41H200ZM243 42V41H242ZM241 41H240V43H241V49L239 48L238 49V51H240V50H243L244 51V48H246V44L245 43H242ZM136 43H138V42H136ZM183 44L182 46H184V44H186V41L184 42V43H182V41H180L178 44L181 46V44ZM193 43V42H192ZM194 43H195V41H194ZM226 43H228V41L226 42ZM233 43H236V42H233ZM44 44H42L43 45V47H45L44 46ZM126 44H128V45H130L131 46V44H129V43H126ZM132 44H133V42H132ZM139 44V43H138ZM142 44V43H141ZM140 44V45H141ZM196 44H194V46L196 45ZM199 44V43H198ZM225 44V43H224ZM228 44H231L230 42L228 43ZM239 44V43H238ZM237 44V45H238ZM245 44V45H244ZM86 45V44H85ZM118 45V44H117ZM153 45H155V42H154V44H152V46L151 47H153ZM166 45L167 46H169L168 44H165V48H168V47H166ZM178 45V46H179ZM236 45V44H235ZM244 45V46H243ZM248 45V44H247ZM259 45L260 46H263V47H259ZM39 46V45H38ZM93 46H94V43H93ZM96 46V45H95ZM115 46V45H114ZM119 46H120V44H119ZM139 46V45H138ZM137 46V47H138ZM145 46V45H144ZM182 46H181V48H182ZM189 46H192V45H189ZM193 46V47H194ZM198 46V45H197ZM224 46V45H223ZM229 46V45H228ZM47 47V48H48ZM87 47H90L89 46V44H87ZM98 47V46H97ZM123 47V46H122ZM145 47H147V45L145 46ZM150 47V48H151ZM170 47V50L172 51V53L174 54V55H176V53L175 52H178V50H176V49H178V48H176V49H174V46H169ZM173 47V49H171ZM255 47H256V45H255ZM254 46L252 47V52L250 53H247L249 56L250 55H253L252 53H254V55L256 56V54H255V52H254V48H255ZM46 48V49H47ZM49 48H48V50H49ZM77 48V49H76ZM115 48V47H114ZM124 48H125V45H124ZM131 48V47H130ZM159 48H161V47H159ZM163 48V47H162ZM165 48H163V49H165ZM188 48H190V47H188ZM188 48H187V50H188ZM208 48V47H207ZM221 48H223L222 46H221ZM227 48V47H226ZM235 48H236V46H235ZM243 48V49H242ZM23 49V48H22ZM41 49V47L39 48V50ZM97 50H98V48H96ZM132 49V48H131ZM140 49V48H139ZM184 49H186V47L184 48ZM191 49V48H190ZM195 49V48H194ZM201 49V48H200ZM203 49V48H202ZM205 49H206V47H205ZM234 49V48H233ZM249 50V48H246L245 50ZM262 49L260 50V52H258L257 50H255V51H257L259 54H261L262 53ZM18 50V49H17ZM16 50V51H17ZM24 50V49H23ZM91 50H92V48H91ZM123 50V49H122ZM126 50H127V48H126ZM125 50V51H126ZM130 50V49H129ZM144 50V49H143ZM159 50V49H158ZM226 49H224V51H225ZM232 50V49H231ZM247 50V51H248ZM250 50V51H251ZM264 50V49H263ZM21 51V50H20ZM31 51H33V50H31ZM36 50H34L33 52H35ZM42 51V50H41ZM41 51L39 52L40 54H41ZM99 51V53H100V50H98ZM115 51V50H114ZM128 51V50H127ZM145 51H148V50H145ZM144 51V52H145ZM167 52L169 51L168 49L166 50ZM166 51H164V53L166 52ZM175 51V52H174ZM223 51V52H224ZM227 51V50H226ZM21 52H23V51H21ZM20 52V53H21ZM28 52V51H27ZM37 52V51H36ZM102 52V54L104 55V58L106 57V55H107V52H105L106 53V55L103 53V51H101ZM111 52H113V51H111ZM130 52V51H129ZM143 52V56H144V53ZM152 52V51H151ZM156 52H158L157 50H156ZM156 52H154L155 54H157ZM166 52V53H167ZM234 53H236L235 51H233ZM264 52V51H263ZM30 53V52H29ZM91 53V52H90ZM99 53L98 54H96L97 56L99 55ZM115 53H116V51H115ZM123 53V52H122ZM121 53V54H122ZM131 53V52H130ZM136 53H137V51H136ZM147 53V52H146ZM170 53V52H169ZM169 53H167V55L169 54ZM172 53H170V56H172L173 54ZM178 53H180V52H178ZM182 53V52H181ZM209 53V52H208ZM222 53V52H221ZM221 53H220V55H221ZM243 53V52H242ZM246 52L244 51V55H246L245 54ZM257 53V57L259 56L260 57V55ZM19 54V53H18ZM18 54H16V55H18ZM23 54V53H22ZM22 54H20V55H22ZM25 54H26V52H25ZM35 54V53H34ZM116 54H118V53H116ZM127 54V53H126ZM154 54V55H155ZM223 54V53H222ZM226 54V53H225ZM264 54V53H263ZM36 55H38L37 57H39V54L37 53ZM42 56L41 57H43L44 55L43 54H41ZM113 55V54H112ZM112 55H108L107 57H111ZM125 55V54H124ZM132 55H134V52L132 53ZM142 55V54H141ZM140 55V57H142ZM160 55L161 56H163L161 53H160ZM207 55V54H206ZM227 55H229V53L227 54ZM262 55V54H261ZM88 56V55H87ZM101 56V55H100ZM131 56V55H130ZM157 56H158V54H157ZM222 56V55H221ZM221 56H219L220 58H221ZM231 56V55H230ZM16 57V59L17 58H19L18 56H15ZM48 57V56H47ZM122 57H124V56H122ZM127 57H129V55L127 56ZM152 57H153V55H152ZM167 57V56H166ZM206 57V56H205ZM214 57L215 56H213V60L212 61H209V62H207V63H205L204 64V67H206L209 71H210V69L212 68V66L213 65H218V61H216V60H214ZM224 57V56H223ZM229 56H227V58H228ZM236 57V56H235ZM101 58V57H100ZM132 58H134V57H132ZM132 58H130V59H132ZM136 58V57H135ZM134 58V59H135ZM151 58V57H150ZM159 58V57H158ZM162 58V57H161ZM201 58V56H199V59ZM208 58V57H207ZM207 58L206 59H204L205 61L207 60ZM219 58V59H220ZM237 58V57H236ZM256 58V57H255ZM255 58H253L255 61H256V59ZM261 58H262V56H261ZM43 59H45V58H43ZM51 59H52V57H51ZM82 59H84V60H86L85 58H82ZM89 59V58H88ZM87 59V61H89L90 62V60H88ZM96 59V58H95ZM103 58H101L100 60H102ZM121 59H123V58H121ZM141 59V58H140ZM149 59V58H148ZM154 58H152L151 60H153ZM201 59H203V58H201ZM247 59V58H246ZM245 59V60H246ZM47 60H49L48 58H47ZM54 61H55V59H53ZM99 60V59H98ZM125 60H126V58H125ZM143 60V59H142ZM159 60H160V58H159ZM162 60H163V58H162ZM165 60H167V58L165 59ZM185 60H187V59H184L183 60V62L185 61ZM227 60V59H226ZM251 60V59H250ZM32 61V60H31ZM58 61V59L56 60V62ZM70 61V60H69ZM79 61V62H78ZM83 61V60H82ZM120 61V59L117 61L118 63H120L119 62ZM127 61V60H126ZM139 61V60H138ZM220 61V60H219ZM225 62V60H222V62ZM228 61V60H227ZM247 61V60H246ZM259 61H264V56H263V60L262 59H260ZM48 62H52V61H48ZM92 62V61H91ZM90 62V63H91ZM141 62V61H140ZM157 62H158V60H157ZM177 62H180L181 63V61H177ZM190 62V61H189ZM193 62V61H192ZM223 62V63H224ZM253 62V61H252ZM257 62V61H256ZM20 63V62H19ZM38 63V62H37ZM60 62L58 61V63H55L54 62V64H59ZM62 63V62H61ZM99 63V62H98ZM106 63V62H105ZM115 63V62H114ZM135 63H136V60H135ZM153 63V62H152ZM151 63V64H152ZM186 63V62H185ZM185 63H183V64H185ZM188 63V62H187ZM194 63V62H193ZM199 63V62H198ZM226 64H227V62H225ZM246 63V62H245ZM260 63V62H259ZM65 67H64V69L66 68H68V67H70V66H68V67H66V65H65V63H62ZM86 64H88L87 66H91L92 65V67H93V65H95V64H93V62H92V64H90L89 65V63L88 62H86ZM108 64V63H107ZM111 64V63H110ZM130 64V63H129ZM157 64V63H156ZM175 64V63H174ZM179 64V63H178ZM197 64V62L196 63H194V65L193 66H190V65H192L191 63H190V65H189V63L188 64H185V66H187L186 68H188L189 69V67H191L192 69H196L197 67H198V65L200 64H198V65H196ZM221 64V63H220ZM247 65H248V62L246 63ZM255 64V63H254ZM257 64V63H256ZM20 65V64H19ZM35 65V64H34ZM50 65H52V64H50ZM61 65V64H60ZM59 65V66H60ZM154 65H155V62H154ZM159 65V64H158ZM176 65V64H175ZM173 66V68L175 67L176 68V66H178V65H176V66ZM181 65H182V63H181ZM251 65V64H250ZM263 65V64H262ZM261 65V66H262ZM38 66H39V63H38ZM56 66V65H55ZM120 66H122V65H120ZM120 66H117V67H120ZM153 66V65H152ZM160 66V65H159ZM183 66V65H182ZM185 66H183L184 68H180L179 69V71L180 72H182V71H184L185 72ZM189 66V67H188ZM197 66V67H196ZM201 66H202V64H201ZM200 66V67H201ZM221 66V65H220ZM252 66V65H251ZM3 67H4V69H3V75L5 76V79H6V82H7V84L8 85H10L11 83H14L15 81L16 82H18L21 86H22V89H24L25 91H34V89H39V87L38 86H36V83H35V86H36V88H35V86H34V84H33V81H34V79H33V81L30 79V78H27V77H16L17 75L15 74V73H13V69L15 68V63H14V60H10L9 62H8V66H4L3 65ZM18 67V66H17ZM20 67V66H19ZM42 67V66H41ZM97 67H101V66H97ZM102 67H104V66H102ZM114 67H115V65H114ZM130 67V66H129ZM180 67V66H179ZM224 67V66H223ZM222 67V68H223ZM233 68V70H234V68H237V67H234V65L232 66ZM44 68V67H43ZM63 67H61V69H62ZM71 68H72V66H71ZM70 68V70H72ZM111 68V67H110ZM122 68H124L125 69V67H122ZM121 67H120V69H122ZM155 68L156 69H158L157 68V66H155ZM168 68H170V66L168 67ZM167 68V70L168 71H170L171 70V68H170V70ZM172 68V70H178V68L177 69H173ZM215 69H217L216 68V66L214 67ZM225 68V67H224ZM223 68V69H224ZM262 69L264 68V67H261ZM65 69V70H66ZM117 69V68H116ZM115 69V70H116ZM123 69V70H124ZM131 69V68H130ZM198 70L200 69V68H197ZM222 69V72L225 70V72H227L226 71V69H224L223 70ZM18 70V69H17ZM63 70V69H62ZM65 70H64V73H66L65 72ZM69 70V69H68ZM70 70L69 71H67L68 73L70 72ZM78 70V69H77ZM104 70V69H103ZM102 70V71H103ZM118 70H119V68H118ZM155 70V69H154ZM190 70V69H189ZM203 70V69H202ZM218 70H221V69H219L218 68ZM231 70V69H230ZM230 70H229V72H230ZM238 70V69H237ZM248 70V69H247ZM19 71L20 72H24V73H27V74H30V75H32L34 78H39V79H43V77H41L40 75H38L35 71H33V69H28L27 68V66H25V65H22L21 67H20V69H19ZM107 71H108V69H107ZM106 71V72H107ZM128 71V70H127ZM132 71V70H131ZM134 72H135V69L133 70ZM157 71V70H156ZM167 71V72H168ZM188 71V70H187ZM193 71L194 70H192V72L191 73H193ZM216 71V70H215ZM236 71V70H235ZM257 71H258V69H257ZM17 72V71H16ZM61 72V71H60ZM78 72V71H77ZM87 72H89V71H87ZM90 72H92V71H90ZM89 72V73H90ZM110 72H112V71H110ZM115 72H117V70L116 71H114V73ZM133 72V73H134ZM139 71L137 70L135 73H138ZM184 72H182V74L184 73ZM190 72V71H189ZM237 72V71H236ZM236 72H235V75H236ZM239 72H240V70H239ZM259 72V71H258ZM258 72H255V74H257ZM62 73H63V71H62ZM72 73H74L75 74V72H74V70H73V72H71V76H72ZM93 73V72H92ZM103 73V72H102ZM107 73H109V72H107ZM106 73V74H107ZM133 73H132V75H133ZM140 73V72H139ZM152 73V72H151ZM156 73V72H155ZM155 73H152V74H155ZM162 73H164V72H162ZM161 73V74H162ZM165 73H166V71H165ZM195 73H196V71H195ZM241 73V72H240ZM251 73V72H250ZM249 73V74H250ZM260 73V72H259ZM14 74L16 75V76H14ZM109 74H111V73H109ZM118 74V73H117ZM127 74V73H126ZM174 74V73H173ZM184 74H188V73H184ZM242 74V73H241ZM240 74V75H241ZM254 74V75H255ZM262 74V73H261ZM20 75V74H19ZM68 75V74H67ZM70 75V74H69ZM68 75V76H69ZM77 75H79V74H76V75H73V77L74 76H76L77 77ZM80 75H82V74H80ZM119 76H120V74H118ZM144 75H145V73H144ZM176 75H179V73L178 74H176ZM239 75V74H238ZM253 75V76H254ZM258 76L260 75V74H257ZM262 75H264V74H262ZM21 76V75H20ZM56 76V75H55ZM66 76V75H65ZM104 76H106V75H104ZM112 76V75H111ZM142 76V75H141ZM171 76V75H170ZM175 76V75H174ZM180 76V75H179ZM183 76V75H182ZM181 76V77H182ZM188 76H191V75H189L188 74ZM187 76V77H188ZM60 77V76H59ZM82 77H83V75H82ZM116 77H118L117 75H116ZM132 77V76H131ZM135 77V75L133 76V78ZM150 77V76H149ZM166 77V76H165ZM164 77V78H165ZM168 77V76H167ZM173 77V76H172ZM184 77V80L186 79V77H185V75L183 76ZM236 77V76H235ZM250 77V76H249ZM260 77V76H259ZM61 78H63V77H61ZM66 78V77H65ZM64 78V79H65ZM98 78H100L99 76H98ZM110 78V77H109ZM112 78V77H111ZM129 78V77H128ZM133 78H131V79H133ZM164 78H162V79H164ZM171 78V77H170ZM254 78V77H253ZM252 77H251V79L249 80L250 82H249V84L247 83V85L245 86V88H244V91H245V93H243V94H240V95H237L236 97V99L234 100H232V98L233 97H231V103H229V106H232V108H231V110H227V108H225V106H222V105H219L218 104V99H216L217 100V102L215 103V107H218V108H221L220 110H219V112L220 113H222L223 115H224V117H225V115L226 116H229V112H232V115H233V117L235 116V117H242L243 118V116H244V119H245V117H248V115H252V118L253 117H256V118H260L261 119V116H262V114L261 113H258V109L259 108H264L262 105H261V107H258L257 106V104H256V107H257V111L255 110V107H254V105H253V95H255V92H254V90H255V88H258L257 86H255V84L253 83V82H256L254 79H253ZM263 78V77H262ZM70 79H71V77H70ZM75 79V78H74ZM84 79V78H83ZM95 79V78H94ZM97 79V78H96ZM95 79V80H96ZM103 79V78H102ZM106 79V78H105ZM120 79V78H119ZM127 79V78H126ZM130 79V80H131ZM144 79V78H143ZM190 79V78H189ZM195 80L194 78H191V80ZM215 81H216V83H218L219 85H221V87L222 88H224V90L226 89V88H228V86L230 85V83L232 82V76H229V75H220V76H215ZM233 79H235L234 77H233ZM37 80V79H36ZM62 80V79H61ZM72 80V79H71ZM77 80H78V78H77ZM98 80V79H97ZM104 80V79H103ZM107 80V79H106ZM110 80V79H109ZM108 80V81H109ZM118 80V79H117ZM139 80V79H138ZM146 81H147V79H145ZM151 80V79H150ZM192 80V81H193ZM251 80H254L253 82L251 81ZM256 80H258V78H256ZM75 81H76V79H75ZM87 81V80H86ZM100 81V80H99ZM107 81V82H108ZM120 81V80H119ZM119 81H118V83H119ZM134 81V80H133ZM149 81V80H148ZM155 81V80H154ZM160 81H161V79H160ZM234 81V80H233ZM236 81V80H235ZM264 81V80H263ZM42 82V81H41ZM78 82V81H77ZM88 82V81H87ZM102 82H104V81H102ZM101 82V83H102ZM151 82V81H150ZM159 82V81H158ZM166 82V81H165ZM170 82L171 81H169V84L168 85H170ZM181 82V81H180ZM179 82V83H180ZM191 82V81H190ZM258 82H260V80L259 81H257V83H256V85L258 84ZM71 83H73V82H71ZM76 83V82H75ZM78 83H80V82H78ZM89 83V82H88ZM115 83V82H114ZM131 83V82H130ZM137 83V82H136ZM168 83V82H167ZM166 83V84H167ZM175 83H176V81H175ZM174 83V84H175ZM177 83H178V81H177ZM178 83V84H179ZM215 83V82H214ZM47 84V83H46ZM83 83H81V85H82ZM109 84V83H108ZM117 84V83H116ZM131 84H133V83H131ZM138 84V83H137ZM154 84V83H153ZM156 84V87H157V84L158 83H155ZM164 84V83H163ZM173 84V82L171 83V85ZM184 84H185V82H184ZM261 84V83H260ZM264 84V83H263ZM100 85V84H99ZM119 85V84H118ZM117 85V86H118ZM135 85V84H134ZM148 84H146V86H147ZM150 85V84H149ZM152 85V84H151ZM187 86H179V89L180 88H182V87H185L184 89H186V87H188V84H186ZM85 86V85H84ZM83 86V87H84ZM92 86V85H91ZM103 86V85H102ZM110 86H111V84H110ZM137 86V85H136ZM154 86V85H153ZM160 86V85H159ZM167 86V85H166ZM232 86V85H231ZM259 86V85H258ZM41 87V86H40ZM93 87V86H92ZM135 87V86H134ZM162 87V86H161ZM171 87H174V86H171ZM189 87H191V86H189ZM187 88V89H190V88ZM233 87V86H232ZM231 87V88H232ZM240 87V86H239ZM255 87V88H254ZM262 87V90L261 91H263L264 89V86H259V89ZM94 88V87H93ZM100 88L103 90L104 88H105V92H107L106 90H108V88L104 85L103 87H101L100 86ZM107 88V89H106ZM150 88H152V87H150ZM165 88V87H164ZM193 88V87H192ZM235 88V87H234ZM250 88H254V90H253V92L252 93H254L253 95H251L252 93H251V90L249 91L251 94L249 95L248 93L246 94V92H248V89H250ZM157 89H159L158 87H157ZM217 89V88H216ZM229 89H230V87H229ZM233 89V88H232ZM232 89H230V91L232 90ZM237 89V88H236ZM41 90V89H40ZM57 90V89H56ZM169 90V89H168ZM172 90H173V88H172ZM171 90V91H172ZM175 91H176V89H174ZM178 90V89H177ZM181 90V89H180ZM192 90V89H191ZM190 90V91H191ZM239 90V89H238ZM258 90V89H257ZM118 91H120V90H118ZM135 91V90H134ZM163 91V90H162ZM182 91V90H181ZM180 91V92H181ZM189 90H187V92H188ZM189 91V92H190ZM203 91V90H202ZM220 91V90H219ZM227 91V90H226ZM226 91H225V93H226ZM229 91V92H230ZM236 91V90H235ZM241 91V90H240ZM239 91V92H240ZM52 92V91H51ZM150 92H151V90H150ZM152 92H153V88H152ZM179 92V93H180ZM185 92V91H184ZM205 92V91H204ZM242 92V91H241ZM36 93V92H35ZM63 93V92H62ZM119 93V92H118ZM147 93V92H146ZM154 93V92H153ZM157 93V92H156ZM232 93V92H231ZM18 94V93H17ZM16 94V95H17ZM53 94H55V92L53 93ZM53 94H52V96H53ZM108 94V93H107ZM147 94H150L149 93V91H148V93ZM158 94H160V93H158ZM176 94V93H175ZM203 94H205V93H203ZM59 95V94H58ZM195 95V94H194ZM206 95V94H205ZM233 95V94H232ZM48 96L51 98L52 96L50 95V94H48ZM59 96H63V95H59ZM110 96V95H109ZM115 96V95H114ZM120 96V95H119ZM122 96V95H121ZM125 96V95H124ZM150 96V95H149ZM151 96H153L152 94H151ZM189 96H192V95H189ZM204 96V95H203ZM263 97H264V94L262 95ZM56 97V96H55ZM117 97V96H116ZM123 97V96H122ZM256 98H255V100L257 99V97H259L258 95H256L255 96ZM21 98V97H20ZM71 98V97H70ZM97 98V97H96ZM98 98H99V96H98ZM121 98V97H120ZM147 98V97H146ZM225 98V97H224ZM9 99V98H8ZM62 100H63V98H61ZM65 99V98H64ZM101 99V98H100ZM108 99H110V98H108ZM115 100H116V98H114ZM132 100L134 99V98H131ZM130 99V100H131ZM150 99V98H149ZM149 99H148V101H149ZM183 99H185V98H183ZM192 99H194V97L192 98V97H188V98H186L185 100H183L182 101V103L180 104L181 105V108H183V107H188L189 106V108H190V106H193V107H195L194 106V104H193V101H192ZM262 99V98H261ZM53 100V99H52ZM61 100V101H62ZM118 101H119V98L117 99ZM129 100V101H130ZM135 100V99H134ZM202 100V99H201ZM204 100H205V96H204ZM6 101V100H5ZM56 101V100H55ZM66 101V99L64 100V102ZM114 101V100H113ZM148 101H146L147 102V104L149 103ZM159 101H160V99H159ZM166 101H168L169 102V100H166ZM165 101V102H166ZM203 101V100H202ZM202 101H200V102H202ZM224 101V100H223ZM264 101V98H263V100H262V102ZM76 102V101H75ZM127 102H128V98H127ZM131 102V101H130ZM141 102H143V101H141ZM145 102V103H146ZM175 102H176V100H175ZM215 102V101H214ZM42 103V102H41ZM123 103V102H122ZM126 103V102H125ZM129 103V102H128ZM136 103H137V101H136ZM152 103V102H151ZM167 103V102H166ZM173 103V102H172ZM172 103H171V100H170V104H171V106H172ZM11 104V103H10ZM39 104H40V102H39ZM43 104V103H42ZM58 104V103H57ZM70 104H72V103H70ZM143 104H144V102H143ZM154 104V103H153ZM174 105H175V103H173ZM226 104V103H225ZM228 104V103H227ZM231 104V105H230ZM60 105V104H59ZM74 105H75V103L73 104V107H74ZM135 105V104H134ZM139 105H140V103H139ZM139 105H135V107H137V106H139ZM145 105V104H144ZM152 105V104H151ZM161 105V104H160ZM166 105H168V106H165V107H169V104H166ZM180 105L178 106V107H180ZM264 105V104H263ZM45 106V105H44ZM71 105H69V107H70ZM76 106V105H75ZM99 106V105H98ZM202 106V105H201ZM200 106V107H201ZM228 106V105H227ZM12 107V106H11ZM10 107V108H11ZM73 107H72V109H73ZM95 107H97V106H95ZM123 107H125V106H123ZM158 107V106H157ZM173 107H175V108H177V102H176V105L175 106H173ZM197 107H199V106H197ZM211 107H212V105H211ZM64 108V107H63ZM77 108V107H76ZM75 108V110H78V109H76ZM103 108V107H102ZM119 108V107H118ZM127 108V107H126ZM129 108H131V107H129ZM138 108V107H137ZM159 108V107H158ZM160 108H161V106H160ZM261 108V109H262ZM80 109V108H79ZM120 109V108H119ZM125 109V108H124ZM136 109V108H135ZM134 109V110H135ZM139 109V108H138ZM143 109V108H142ZM212 109V108H211ZM13 110V109H12ZM62 110V112H63V109H61ZM83 110V109H82ZM85 110H87V109H85ZM126 110V109H125ZM130 110V109H129ZM131 110H133V108H131ZM131 110L129 111V113H131ZM145 110V109H144ZM170 110H172V109H170ZM201 110H203L202 112H204L205 110L204 109H201ZM200 109H198V108H196L195 110H189L188 112H186L185 113V118L186 119H189V121H187V126H188V122H191V119H192V121L194 120L195 121V124H196V126L199 128V131H196V134L194 135V137L192 138V142H191V153H192V155H193V157L195 158V157H198V159H200V161L198 160V162H195V163H202L201 162V160L204 162L205 161V159H204V156L205 155H207V153L208 152H210L209 151V145H210V143H212L211 141H213V140H215L216 139V137H215V133H214V131L213 130H211L210 128H208V126H207V119L204 117V116H206V115H202V113H201V115L199 114L200 113V111H201ZM262 110H264V109H262ZM14 111H16V110H14ZM18 111H19V109H18ZM91 111V110H90ZM89 111V112H90ZM107 112H108V110H106ZM120 111H122L121 109H120ZM127 111V110H126ZM148 111H150V110H148ZM148 111H146V113L148 112ZM212 111L214 112V110L212 109ZM259 111H261V110H259ZM81 112H84V111H81ZM89 112H88V114H89ZM94 112V111H93ZM151 112V111H150ZM212 112V113H213ZM262 112V111H261ZM79 113V112H78ZM95 113V112H94ZM110 113H112L111 111H110ZM142 113H144V112H142ZM145 113V114H146ZM153 113V112H152ZM151 113V114H152ZM22 114V113H21ZM133 113H131V115H132ZM198 114H199V116H198ZM256 116H255V115ZM258 114H260L261 116L260 117H258L259 115ZM83 115H85V114H83ZM83 115H82V117H83ZM90 115V114H89ZM108 115V114H107ZM154 115V114H153ZM215 115H216V113H215ZM214 115V116H215ZM222 115V116H223ZM246 115V116H245ZM254 115V116H253ZM258 115V116H257ZM264 115V114H263ZM75 116V115H74ZM88 116V115H87ZM110 116V115H109ZM135 116V115H134ZM150 116V115H149ZM19 117V116H18ZM21 117V116H20ZM79 117V116H78ZM82 117H80V118H82ZM85 117V116H84ZM94 115H93V119H94ZM111 117V116H110ZM109 117V119H111ZM128 117V116H127ZM151 117V116H150ZM167 117V116H166ZM173 116H171V118H172ZM181 117V116H180ZM230 117V116H229ZM232 117V118H233ZM264 117V116H263ZM262 117V118H263ZM22 118V117H21ZM112 118H113V115H112ZM147 118H148V116H147ZM147 118H146V120H147ZM163 118V117H162ZM168 118V117H167ZM170 118V117H169ZM214 118V117H213ZM217 118V117H216ZM231 118V119H232ZM240 119V121H242L243 122V120L244 119ZM14 119V118H13ZM16 119H18V118H16ZM49 119H51V118H49ZM150 119H152V118H150ZM176 119H178V118H176ZM176 119L174 120L175 122H176ZM215 119V118H214ZM228 119V118H227ZM248 119V118H247ZM254 119V118H253ZM15 120V119H14ZM19 120V119H18ZM160 120H161V118H160ZM234 120V119H233ZM1 121V120H0ZM52 121V120H51ZM95 125H99L100 126V128H105L106 127V121L103 119V118H99L98 117V120L97 119H95ZM110 121H112V119L110 120ZM115 121V120H114ZM134 121H136V120H134ZM230 121V120H229ZM244 121H247V120H244ZM5 122V121H4ZM24 122V121H23ZM86 122V121H85ZM94 122V121H93ZM147 122H148V120H147ZM150 122V121H149ZM162 122V121H161ZM164 122V121H163ZM165 122H168V121H165ZM217 122H219V120L217 121ZM227 122H228V120H227ZM231 122V121H230ZM242 122H238V124H240V123H242ZM248 122V123H247ZM247 122H244V125H243V123H242V125L243 126H245L246 127V125H245V123L247 124V130H248V132L246 133L247 135H246V138H245V140L241 143V144H238V145H236V146H228V147H225V145H224V147H220L223 151L222 152H224L226 155H227V158H228V156L230 155L231 156V158H232V161H233V163H234V165H236L237 167H238V169H240L241 170V172L238 174V175H236V177H235V181H234V184L232 185L233 186V189L232 190H234L235 192H239V191H242V192H244V187L246 186V185H249V183L251 182V181H253V177H255V173L252 171V169H251V167L249 166V165H245V162H246V159L249 157V155L251 154V153H253V152H255L254 151V147H253V145H252V142L256 139V138H264V131L262 130L261 131V133H257V135L254 137V133H255V130L257 129L258 130V128L261 126V125H264V123H258V122H255V120H254V122L252 123L251 121H250V123H249V121H247ZM97 123V124H96ZM107 123L108 124H110V122H108L107 121ZM137 123H139V122H136V124ZM145 123V122H144ZM159 123V122H158ZM170 123V122H169ZM182 123H183V121H182ZM181 123V124H182ZM186 123V122H185ZM192 123V122H191ZM256 123H258V124H256ZM111 124H112V122H111ZM111 124L109 125V126H107L108 128L107 129H109V127H111ZM167 124V123H166ZM180 124V123H179ZM180 124V125H181ZM233 124V123H232ZM235 124H237V123H235ZM39 125V124H38ZM113 126L115 125V124H112ZM124 125V124H123ZM150 125H152V123L150 124ZM149 125V126H150ZM156 125V124H155ZM164 125V124H163ZM168 125H170V124H168ZM167 125V126H168ZM183 125V124H182ZM228 124L227 123H224V124H218V126H219V129H223V131H225V127L227 126ZM241 125V124H240ZM241 125V126H242ZM33 126V125H32ZM112 126V127H113ZM126 126V125H125ZM135 126H138V125H135ZM142 127H143V125H141ZM140 125L138 126V129H137V127L135 128V129H137V130H140V128L142 129V130H144L143 128H145V127H141ZM145 126H147V127H149L148 126V124L147 125H145ZM184 126H186V125H184ZM183 126V127H184ZM237 126V125H236ZM3 127H4V123H3ZM27 127V126H26ZM72 127V126H71ZM151 127V126H150ZM181 127V126H180ZM179 127V125H178V128L177 129H179V130H181V129H183V127H181L180 128ZM78 128V127H77ZM186 128V127H185ZM235 128V127H234ZM148 128H146V130H147ZM151 129V128H150ZM149 129V130H150ZM153 129V128H152ZM156 129V128H155ZM158 129V128H157ZM156 129V130H157ZM162 129V128H161ZM160 129V130H161ZM176 129V131L178 132V130ZM205 129V130H204ZM232 129V128H231ZM70 130V129H69ZM174 130V133H176V131H175V129H173ZM198 130V129H197ZM204 130V131H203ZM37 131H38V129H37ZM91 131V130H90ZM90 131H88V132H86V133H90ZM114 131V130H113ZM126 131V130H125ZM129 131V130H128ZM158 131H159V129H158ZM228 132H226V133H222L221 134V136H220V138L221 139H219V138H217V141H221V142H223L222 140H223V138H228V140L230 141V137H226L227 136V134L229 133L230 134V132H229V130H227ZM242 131V130H241ZM245 131V130H244ZM23 132H25V133H27V131H23ZM57 132V131H56ZM78 132V131H77ZM103 132H106V130L105 131H103ZM108 132V131H107ZM151 132H152V130H151ZM180 132V131H179ZM15 133V132H14ZM16 133H17V131H16ZM15 133V134H16ZM42 133V132H41ZM68 133H70V132H68ZM131 133V132H130ZM170 133V132H169ZM169 133H167V134H169ZM172 131H171V133L170 134H174ZM232 133V132H231ZM240 134V135H242L243 133H240V132H237V134ZM245 133V132H244ZM13 134V133H12ZM64 134V133H63ZM93 134H95V133H93ZM141 134V133H140ZM169 134V135H170ZM236 134V135H237ZM36 135V134H35ZM87 135V134H86ZM92 135V134H91ZM164 135H166V134H164ZM234 135H235V132H234ZM235 135V136H236ZM239 135V136H240ZM17 136H19V135H17ZM32 136V135H31ZM31 136H30V138H31ZM68 136L69 135H64V137L62 138V142H68ZM83 136V135H82ZM81 136V137H82ZM103 136H105V134H102V137ZM158 136V135H157ZM229 136H231V135H229ZM235 136H234V138H235ZM16 137V136H15ZM14 137V138H15ZM21 136H19V138H20ZM26 137V136H25ZM25 137H23V138H25ZM33 137V136H32ZM39 137H40V135H39ZM38 137V138H39ZM79 138H81L80 136H78ZM84 137V136H83ZM128 137H130L129 135H128ZM142 137H143V135H142ZM237 137V136H236ZM13 138V137H12ZM17 138V137H16ZM27 138V137H26ZM25 138V139H26ZM155 138V137H154ZM187 138H188V136H187ZM232 138V137H231ZM243 138V137H242ZM241 138V139H242ZM27 139H29V137L27 138ZM41 139V138H40ZM92 139V138H91ZM136 139V138H135ZM161 139H162V136H161ZM236 139V138H235ZM240 139V137H239V140H241ZM37 140V139H36ZM39 140V139H38ZM70 140V139H69ZM72 140V139H71ZM71 140L68 142V143H70L71 142ZM84 140V139H83ZM107 140V139H106ZM137 140V139H136ZM159 140V139H158ZM169 140V139H168ZM227 140V141H228ZM3 141V140H2ZM18 141V140H17ZM23 141V140H22ZM28 141V140H27ZM32 141H33V139H32ZM58 141V140H57ZM78 141V140H77ZM80 141V140H79ZM93 141V140H92ZM95 141V140H94ZM98 141V140H97ZM103 141V140H102ZM138 141V140H137ZM142 141V140H141ZM231 141H232V139H231ZM261 141V140H260ZM35 142V141H34ZM61 142V141H60ZM83 142V141H82ZM85 142V141H84ZM131 142V141H130ZM133 142V141H132ZM131 142V143H132ZM154 141L152 140V143H153ZM170 142V141H169ZM256 142V141H255ZM23 143V142H22ZM25 143V142H24ZM53 143V142H52ZM91 143V142H90ZM115 143V142H114ZM140 144L142 143V142H139ZM151 143V144H152ZM155 143V142H154ZM164 143H165V141H164ZM164 143H162V144H164ZM217 143V142H216ZM232 143H234V142H232ZM264 143V142H263ZM72 144V143H71ZM74 144V143H73ZM84 144V143H83ZM87 144V143H86ZM98 144H99V142H98ZM106 144V143H105ZM113 144V143H112ZM133 144V143H132ZM166 144V143H165ZM171 144H172V141H171ZM190 144V143H189ZM222 144V143H221ZM220 144V145H221ZM229 144V143H228ZM257 144V143H256ZM76 145V144H75ZM78 145V144H77ZM76 145V146H77ZM96 145V144H95ZM127 145V144H126ZM138 145V144H137ZM146 145V144H145ZM167 145V144H166ZM169 145V144H168ZM173 145H175V143L174 144H172L171 146H173ZM233 145V144H232ZM235 145V144H234ZM81 146V145H80ZM86 146V145H85ZM109 146V145H108ZM113 145H111V147H112ZM117 146V145H116ZM141 146H142V144H141ZM164 146V145H163ZM212 146V145H211ZM0 147H1V143H0ZM37 147V146H36ZM83 147V146H82ZM81 147V148H82ZM99 147V146H98ZM38 148V147H37ZM56 148V147H55ZM45 149V148H44ZM68 149V148H67ZM83 149V148H82ZM82 149H79L78 151H77V153H79L80 155H82V158H83V160H84V163H86V165H87V167H86V169H84V173L85 174H88L89 172H90V170H91V168H90V165H91V158L89 157V154L87 153V152H85V151H83ZM84 149H86L85 147H84ZM105 149V148H104ZM114 149V148H113ZM112 148H111V150H113ZM96 150V149H95ZM107 150H108V148H107ZM111 150H109V151H111ZM146 150V149H145ZM154 150V149H153ZM187 150V149H186ZM215 150H217V149H215ZM14 151H15V153H16V155H17V159L16 160H14L12 163H10L9 165H8V167H9V171L12 173V175L16 178V182H15V184L12 186V184L9 186V187H7V189L5 190L6 191V193L8 194L4 199H2L1 198V200H0V264H126V263H128V264H155V258H153V257H151L150 255H151V253H150V255L147 253V251H146V248H147V241H146V238L144 237V236H142L141 234H143V231L145 230V228L143 227V225H142V221L141 220H139L138 221V223H137V225H136V227L135 228H132V229H127V227H124V229L123 228H121V227H123V226H120L119 224H117L116 223V220L115 219H117V216L118 215H122V214H124L125 216H127L128 215V217H130L131 218V210H130V207L131 206H129L125 201H122V200H115V201H108V202H100V201H96V200H93L92 198H91V196H90V194H89V192L87 191V190H84L83 188H81V187H79V186H77V184H75V182H73L71 179H70V177L68 178V179H63V178H61L62 177V175H63V172H62V168L58 165V163L52 158V157H50V156H48L47 154L45 155L44 153L45 152H47V151H45V152H43V153H41V151H39V149L37 150L36 148H27V149H22V148H16V147H14ZM44 151V150H43ZM51 151V150H50ZM59 151H60V153H63V152H65L66 154H69V155H71V154H73V152L69 149V150H64V151H62V150H60V148H59ZM99 151V150H98ZM221 151V150H220ZM101 152H102V150H101ZM100 152V153H101ZM113 152V151H112ZM144 152V151H143ZM148 152V151H147ZM147 152H146V155H147ZM151 152V151H150ZM183 152H184V150H183ZM262 152H263V150H262ZM262 152H260L258 155H257V157H256V160L257 161H260L259 162V166L261 165L260 163H264V154H262ZM103 153V152H102ZM101 153V154H102ZM114 153V152H113ZM120 153V152H119ZM162 153V152H161ZM217 153V152H216ZM59 154V153H58ZM95 154V153H94ZM99 154V153H98ZM107 154H109L108 153V151H107ZM185 153H183V155H184ZM112 155V154H111ZM120 155H122V154H120ZM124 155H126V154H124ZM131 155V154H130ZM129 155V157H131ZM133 155V154H132ZM187 155V154H186ZM209 155V154H208ZM102 156H105V155H102ZM107 156V155H106ZM145 156V155H144ZM168 156V155H167ZM212 156V155H211ZM229 156V157H230ZM99 157V156H98ZM128 156L126 155V157L125 158H127ZM218 157V156H217ZM72 158H73V155H72ZM93 158H95V157H93ZM113 158V157H112ZM143 158V157H142ZM141 158V159H142ZM155 158V157H154ZM77 159V158H76ZM107 159V158H106ZM110 159H111V157H110ZM110 159H108V160H110ZM115 159V158H114ZM118 160H119V158H117ZM121 159V158H120ZM124 159V158H123ZM131 158H129V160H130ZM166 159V158H165ZM204 159V160H203ZM216 159V158H215ZM100 160V159H99ZM132 160H136V159H132ZM162 160H163V158H162ZM167 160V159H166ZM176 160V159H175ZM179 160V159H178ZM177 160V161H178ZM196 160H197V158H196ZM195 160V161H196ZM219 163H224L225 161H226V158L223 156V157H219ZM73 161V160H72ZM77 161H79L78 159H77ZM106 160H104V162H105ZM131 161V160H130ZM147 161H149L148 159H147ZM155 161V160H154ZM215 161V160H214ZM213 161V162H214ZM73 162H76V161H73ZM72 162V163H73ZM107 162H109V163H111L110 161H107ZM118 162V161H117ZM140 162V161H139ZM182 162V161H181ZM186 162V161H185ZM209 162H211V160L209 159ZM212 162V163H213ZM216 162V161H215ZM215 162H214V164H215ZM230 162V161H229ZM228 162V163H229ZM71 163V164H72ZM80 163V162H79ZM78 163V164H79ZM94 163V162H93ZM123 163V162H122ZM121 163V164H122ZM133 163V162H132ZM146 163H148V162H145V164ZM154 163V162H153ZM177 163H179V162H176V165H178V166H180L181 165V163H179V164H177ZM183 163V162H182ZM227 163V162H226ZM129 164V163H128ZM140 164V163H139ZM199 164V165H200ZM204 165H205V163H203ZM203 164H201V165H203ZM230 164V163H229ZM247 164V163H246ZM80 165H81V163H80ZM110 165V164H109ZM132 165V164H131ZM134 165V164H133ZM154 165V164H153ZM153 165H149V167L150 166H153ZM175 165V166H176ZM183 165V167H184V164H182ZM198 165V166H199ZM207 165V164H206ZM72 166V165H71ZM101 166H103V165H101ZM147 166V165H146ZM158 167H159V165H157ZM162 166V165H161ZM161 166H160V168H161ZM174 166V165H173ZM178 166H176V167H178ZM223 166V165H222ZM252 166V165H251ZM104 167H106V165L104 166ZM122 167H124V166H122ZM128 167V166H127ZM137 167V166H136ZM139 167V166H138ZM157 167V168H158ZM168 167V166H167ZM166 167V168H167ZM182 167V166H181ZM180 167V168H181ZM186 167V166H185ZM203 167V166H202ZM205 167V166H204ZM227 167H228V165H227ZM230 167V166H229ZM113 168V167H112ZM216 168H217V170H219V167H217L216 166ZM36 170V172H31V170ZM74 169H76V167L74 168ZM92 169H94V168H92ZM107 169H111L110 167H108ZM114 169V168H113ZM144 169V168H143ZM177 170H176V172H178V169H179V167L178 168H176ZM196 169V168H195ZM208 169V168H207ZM215 169V166H214V168L212 169V170H214ZM229 169V172H231L230 170V168H228ZM254 169V168H253ZM259 169V168H258ZM258 169H256V170H258ZM134 170V169H133ZM154 170V169H153ZM158 170H159V168H158ZM206 170V169H205ZM216 170V171H217ZM78 171H79V168H78ZM83 171V170H82ZM111 171H115V170H111ZM141 171V170H140ZM160 171H161V169H160ZM168 171V170H167ZM202 171V170H201ZM210 171V170H209ZM79 172H81V171H79ZM93 172V171H92ZM95 172H96V170H95ZM95 172H93V174H92V176L94 175L95 176ZM112 172V173H113ZM116 172V171H115ZM164 172V171H163ZM174 172H175V169H174ZM175 172V173H176ZM206 172V171H205ZM208 172V171H207ZM257 172H259V171H257ZM72 173V172H71ZM77 173V172H76ZM98 173V172H97ZM127 173H128V171H127ZM141 173H143V171H141ZM140 173V174H141ZM196 173V172H195ZM82 174V173H81ZM90 174H91V172H90ZM110 174V173H109ZM181 174V173H180ZM186 174V173H185ZM197 174V173H196ZM214 174V173H213ZM212 174V175H213ZM217 174V173H216ZM66 175H68V173H66ZM78 175V174H77ZM116 175V174H115ZM130 175V174H129ZM144 175H145V173H144ZM149 175V174H148ZM173 175V174H172ZM195 175V174H194ZM208 175V174H207ZM234 175H235V172H234ZM80 176V175H79ZM82 176H83V174H82ZM114 176V175H113ZM147 176V175H146ZM159 176H161L160 174H159ZM165 176V175H164ZM169 176V175H168ZM177 176V175H176ZM196 177H197V175H195ZM83 177H85V176H83ZM82 177V178H83ZM144 177V176H143ZM156 177V176H155ZM170 177V176H169ZM219 177H220V174H219ZM230 177V176H229ZM234 177V176H233ZM8 178H10V177H8ZM119 178H120V176H119ZM164 178V177H163ZM175 177H173V179H174ZM199 178V177H198ZM78 179H80V178H78ZM77 179V180H78ZM144 179V178H143ZM154 179H156V178H154ZM160 179V178H159ZM172 179V178H171ZM172 179V180H173ZM196 179V178H195ZM222 179V180H221ZM225 178L223 177V178H220V180H219V182H220V184H221V181H223ZM227 180H228V178H226ZM230 179V178H229ZM234 179V178H233ZM82 180V179H81ZM80 180V181H81ZM116 180V179H115ZM139 180V179H138ZM158 180V179H157ZM161 180V179H160ZM171 180V181H172ZM176 180V179H175ZM255 180L257 181V179L255 178ZM83 181V180H82ZM119 181H123V180H120L119 179ZM135 181V180H134ZM149 181V180H148ZM174 181V180H173ZM180 181V180H179ZM8 182V181H7ZM78 182V181H77ZM125 181H123V183H124ZM146 182V181H145ZM160 182V181H159ZM177 182V181H176ZM184 182V181H183ZM197 182V181H196ZM198 182H199V179H198ZM227 182V181H226ZM225 182V183H226ZM229 182V181H228ZM231 182H232V180H231ZM121 183V182H120ZM151 183H152V181H151ZM155 183V182H154ZM154 183H152V184H154ZM180 183V182H179ZM264 183V182H263ZM185 183H183V185H184ZM202 183L200 182V187L203 185H201ZM215 184V183H214ZM223 184H224V181H223ZM258 188H257V185L255 186L256 188H255V191L256 192H258L259 190H261V192H262V188H263V186H260V183L258 182ZM2 178H1V176H0V193L2 192ZM162 185H163V183H162ZM183 185H181V187L183 186ZM186 185V184H185ZM191 185H193V184H191ZM7 186V185H6ZM153 186H156L155 184L153 185ZM169 186V185H168ZM176 186H178L177 184H176ZM221 186V185H220ZM224 186H225V184H224ZM254 186V185H253ZM29 187H32V188H34V190H29ZM125 187V186H124ZM144 187V186H143ZM164 188L165 187H167L166 185L165 186H163ZM204 187V186H203ZM222 187H223V185H222ZM229 187V186H228ZM84 188H86V187H84ZM92 188H93V186H92ZM128 188V187H127ZM141 188V187H140ZM188 188V187H187ZM195 188H197V187H195ZM247 188V187H246ZM249 188V187H248ZM87 189H88V187H87ZM91 189V188H90ZM96 189V188H95ZM129 189H130V187H129ZM144 189V188H143ZM152 189H154V188H152ZM158 189H159V187H158ZM166 189V188H165ZM165 189H163V190H165ZM186 189V188H185ZM191 189H192V186H191ZM204 189V188H203ZM222 189H225V188H222ZM242 189V190H241ZM107 189L105 188V191H106ZM132 190H133V188H132ZM136 190V189H135ZM134 190V192L136 193V191ZM138 190V189H137ZM144 190H146V189H144ZM155 190V189H154ZM159 190H161V189H159ZM158 190V191H159ZM197 190V189H196ZM258 190V191H257ZM99 191H101L100 189H99ZM148 191V190H147ZM162 191V190H161ZM180 191H181V188H180ZM193 191V190H192ZM198 191H200V190H197V192ZM201 191H202V194L204 193H206V192H204L202 189H201ZM211 190L209 189V192H210ZM245 191H246V189H245ZM264 191V190H263ZM101 192H103V191H101ZM151 192H152V190H151ZM222 192H224L223 190H222ZM233 192V191H232ZM241 192V193H242ZM110 193V192H109ZM134 193V194H135ZM139 195H140V193H139V190H138V192H137ZM149 193V192H148ZM177 193V192H176ZM181 192H179V194H180ZM240 193V192H239ZM260 193V192H259ZM65 195V194H67L69 197H70V201H68L67 199V201L69 202H64V198L62 199L61 198V196L60 195ZM95 194V193H94ZM159 194H162V192L161 193H159ZM164 194V193H163ZM162 194V195H163ZM190 194V193H189ZM198 194V193H197ZM220 194V193H219ZM264 194V193H263ZM262 194V195H263ZM66 195V196H67ZM96 195V194H95ZM99 195V194H98ZM97 195V196H98ZM115 195V194H114ZM127 195H128V193H127ZM131 195H132V193H131ZM183 195V194H182ZM195 195V194H194ZM208 196H209V194H207ZM237 195V194H236ZM235 195V196H236ZM250 195H252V194H250ZM258 195V194H257ZM108 196V195H107ZM135 196V195H134ZM165 196V195H164ZM164 196H163V198H164ZM201 196H203V195H200V197ZM228 196H230V195H228ZM227 196V197H228ZM232 196V195H231ZM238 196V197H237ZM236 196V198H239V195H237ZM243 196V195H242ZM259 196V195H258ZM261 196V195H260ZM142 197V196H141ZM151 197V196H150ZM167 197V196H166ZM170 197V196H169ZM190 197V196H189ZM193 197V196H192ZM225 197H226V195H225ZM233 197H234V195H233ZM241 197V196H240ZM244 197V196H243ZM252 197H256V196H253L252 195ZM148 198V197H147ZM152 198V197H151ZM162 198V197H161ZM224 198V197H223ZM128 199V198H127ZM132 199V198H131ZM141 199H143V198H141ZM149 199V198H148ZM165 199V198H164ZM230 199V198H229ZM234 199H235V197H234ZM241 199V198H240ZM240 199L239 200H236V201H240ZM247 199V198H246ZM255 199H258V197H256ZM136 200V199H135ZM144 200H146V198L144 199ZM143 200V201H144ZM244 200V199H243ZM249 200V199H248ZM247 200V201H248ZM133 201H134V198H133ZM169 201V200H168ZM171 201V200H170ZM201 201H203V200H201ZM242 201V200H241ZM146 202H147V200H146ZM161 202V201H160ZM222 202V201H221ZM227 202V201H226ZM253 202V201H252ZM251 202V203H252ZM259 202L261 203V200L259 199ZM134 203H136V201L134 202ZM173 203V202H172ZM202 203V202H201ZM216 203V202H215ZM232 203V202H231ZM231 203H229V205L231 204ZM248 203V202H247ZM259 203V204H260ZM179 204V203H178ZM214 204V203H213ZM239 204V203H238ZM242 204V203H241ZM255 204H256V202H255ZM255 204H253L252 203V206H251V208H252V210H253V214H254V212H255V215H256V211H257V205H255ZM264 203L262 202V205H263ZM136 205V204H135ZM172 205V204H171ZM199 205V204H198ZM216 205V204H215ZM228 205V204H227ZM226 205V206H227ZM234 205V204H233ZM248 206H250V203H248L247 204ZM253 205L255 206V207H253ZM138 206V205H137ZM160 206V205H159ZM165 206V205H164ZM173 206V205H172ZM177 206V205H176ZM194 206H196V205H194ZM242 205H240V207H241ZM247 206V207H248ZM234 208H235V205L233 206ZM244 207H246V206H244ZM153 208H154V206H153ZM225 208V207H224ZM243 208V207H242ZM251 208L249 209V210H247L248 212L251 210ZM253 208H255V209H253ZM174 209V208H173ZM178 209V208H177ZM228 209V208H227ZM231 209H233V208H231ZM163 210V209H162ZM161 210V211H162ZM180 210V209H179ZM213 210H214V208H213ZM216 210V209H215ZM244 211H245V208L243 209ZM254 210H256V211H254ZM258 210H261V208H259ZM134 211V210H133ZM148 211V210H147ZM176 211H178V210H176ZM187 211V210H186ZM231 211V210H230ZM264 211V209L263 210H261L260 212H263ZM131 212V213H130ZM153 212H155V211H153ZM174 212H175V210H174ZM213 212H215V211H213ZM147 213V212H146ZM160 213V212H159ZM169 213V212H168ZM176 213V212H175ZM190 213H192V212H190ZM212 213V212H211ZM211 213H210V215H211ZM250 213V212H249ZM163 214V213H162ZM164 214H165V212H164ZM183 214V213H182ZM185 214V213H184ZM187 214H188V212H187ZM203 214V213H202ZM213 215H214V213H212ZM114 215H117L116 216V218L114 217ZM186 215V214H185ZM196 215V214H195ZM209 215V214H208ZM257 215H258V213H257ZM113 216V217H112ZM132 216H134V215H132ZM144 216V215H143ZM165 216V215H164ZM180 216V215H179ZM192 216V215H191ZM212 216V215H211ZM241 216V215H240ZM260 216V215H259ZM263 217H264V215H262ZM146 216H144V218H145ZM149 217V215L146 217V218H148ZM178 217V216H177ZM193 217V216H192ZM239 217V216H238ZM251 217H253L252 216V214H251ZM257 217V216H256ZM261 217V216H260ZM263 217H262V219H263ZM114 220H113V219ZM150 218H151V215H150ZM168 218H170V217H168ZM180 218V217H179ZM212 218V217H211ZM229 218V217H228ZM255 218V217H254ZM149 219V218H148ZM165 219V218H164ZM177 219V218H176ZM200 219H201V217H200ZM230 219V218H229ZM259 219V218H258ZM261 219V218H260ZM261 219V220H262ZM149 220H151V219H149ZM162 220V219H161ZM167 220V219H166ZM170 220V219H169ZM79 222L78 224L76 223V222ZM210 221H211V219H210ZM159 222H160V220H159ZM172 222H173V220H172ZM176 222V221H175ZM181 222V221H180ZM205 222V221H204ZM263 222H264V219H263ZM214 223V222H213ZM236 223V222H235ZM257 223H259V221L257 222ZM208 224V223H207ZM263 224V223H262ZM165 226H166V224H164ZM175 225V224H174ZM173 225V226H174ZM198 225V224H197ZM236 225V224H235ZM153 227V226H152ZM164 227V226H163ZM169 227V226H168ZM176 227V226H175ZM178 228H179V226H178ZM177 228V229H178ZM192 228H193V226H192ZM203 228V227H202ZM210 228V227H209ZM163 229V228H162ZM190 229V228H189ZM211 229V228H210ZM218 229V228H217ZM167 230V229H166ZM201 230V229H200ZM203 230V229H202ZM205 230V229H204ZM191 231H193V230H191ZM217 231H219V230H217ZM221 231V230H220ZM228 231V230H227ZM242 231V230H241ZM204 232V231H203ZM210 232V231H209ZM208 231H207V233H209ZM216 232V231H215ZM224 232V231H223ZM229 232V231H228ZM134 233H135V235H134ZM199 233V232H198ZM220 233V232H219ZM230 233V232H229ZM160 234H163V233H160ZM204 234V233H203ZM203 234H200V235H203ZM150 235V234H149ZM166 235V234H165ZM165 235H164V237H165ZM222 235V234H221ZM227 235V234H226ZM230 235H234V234H230ZM245 235H247V234H244L243 236L244 237H246ZM146 236V235H145ZM197 236V235H196ZM195 236V237H196ZM215 236V235H214ZM225 236V235H224ZM228 236V235H227ZM242 236V237H243ZM147 237H148V235H147ZM223 237V236H222ZM235 237H238V236H235ZM248 237V236H247ZM166 238V237H165ZM198 239V238H197ZM237 239V238H236ZM251 239V238H250ZM159 240V239H158ZM161 240V239H160ZM163 240V239H162ZM165 240V239H164ZM163 240V241H164ZM229 240V242H230V239H228ZM239 240H240V238H239ZM202 241V240H201ZM232 241V240H231ZM244 241V240H243ZM168 242V241H167ZM191 242H192V240H191ZM200 242V241H199ZM228 242V241H227ZM239 243V242H238ZM242 242H240V244H241ZM202 244V243H201ZM229 244V243H228ZM232 244H233V242H232ZM180 245V244H179ZM234 245V244H233ZM241 245H244V244H241ZM197 246H200V244H198ZM166 247H168V245L166 246ZM180 247V246H179ZM192 247H193V245H192ZM201 247V246H200ZM230 247V246H229ZM252 247V246H251ZM250 247V248H251ZM158 248V247H157ZM175 248V247H174ZM177 248V247H176ZM233 248V247H232ZM236 248V247H235ZM165 249V248H164ZM167 249V248H166ZM199 249H201V248H199ZM198 249V250H199ZM239 249V248H238ZM247 249V248H246ZM263 251V250H262ZM169 252V251H168ZM175 252V251H174ZM173 252V253H174ZM234 252H236V251H234ZM238 252H240V251H238ZM172 252H170V253H168V254H171ZM173 253H172V255L171 256H173ZM248 253V252H247ZM259 253V252H258ZM167 254V253H166ZM240 254V253H239ZM196 255V254H195ZM237 255V254H236ZM251 255H252V253H251ZM251 255H250V258H251ZM254 255H256V253L254 252V254H253V258H254ZM258 255V254H257ZM259 255H260V253H259ZM165 256V255H164ZM170 257V256H169ZM240 257V256H239ZM106 258H107V260H106ZM165 258V257H164ZM173 258V257H172ZM235 258V257H234ZM233 258V259H234ZM241 258V257H240ZM166 259V258H165ZM171 259V258H170ZM109 260V261H108ZM174 260V259H173ZM205 260H207V258H205ZM205 260H202V262L203 261H205ZM264 260V259H263ZM170 262H172V261H170ZM174 262L175 261H173V264H174ZM197 262V261H196ZM208 262V261H207ZM218 262V261H217ZM216 262V263H217ZM164 263H166V262H164ZM204 263V262H203ZM157 264V263H156ZM162 264H163V262H162ZM195 264V263H194ZM209 264H211V263H209ZM213 264V263H212ZM221 264V263H220ZM253 264V263H252ZM262 264V263H261Z\"/></svg>",
    "mask_w": 264,
    "mask_h": 264
}]
</instances>
